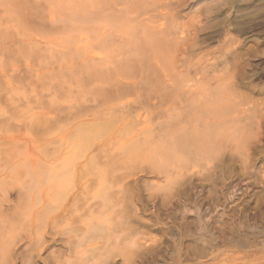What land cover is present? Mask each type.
<instances>
[{
  "label": "rangeland",
  "instance_id": "1",
  "mask_svg": "<svg viewBox=\"0 0 264 264\" xmlns=\"http://www.w3.org/2000/svg\"><path fill=\"white\" fill-rule=\"evenodd\" d=\"M5 1H7L8 3ZM15 1L16 0H0V4L2 5V6L0 5V12H1L0 18L3 17V20H0V22L2 21L3 23V25H0V33L2 32L4 33L0 35V38H4L3 40L0 39V67H1L0 68V81L1 82L3 81V84H4L3 85L0 82V111L3 114L2 115L0 113V187L3 186L2 189L0 188V227L2 228V231L5 229L2 232L0 228V236H1L0 237V252H2L0 253V264H30L32 256H34V260L37 262V263L35 262L34 264H264V0H161L163 1V3L160 0H158L160 3H156V0H155V4L161 7L160 10H158L159 12L156 13L157 15L156 17L159 18L161 22H165V21L168 22L170 19L167 20L168 18L166 17V15L168 17L169 16L172 17L171 15H173L174 12L176 13V15L175 14L174 15L177 17H174V16L173 17L176 18L175 22L177 23V26L179 27V29L177 30L179 31L180 40L183 37L184 42H181L180 44L179 42L180 40L178 39L179 40L177 43L179 44L178 46L177 44L173 45L174 43L165 42L164 44L165 48L168 44L173 45L171 46V48L174 47L171 50L167 46V48L165 49L166 54L160 53V51L164 52V49L156 48V46L158 45H155L156 42L154 41V39L142 40L141 43L139 42L140 44H142V42H145V44L146 43L150 44L151 41H153L154 43H151L152 44L151 48L147 46L148 47V48L146 47L147 49L145 48L144 44H143L144 46H141L140 44H137L138 42L137 43L134 42L133 44H131L130 42L129 44L131 45L132 50L135 51L138 58L140 57V60L138 61L139 63L141 62L140 64H142V61H144L143 63L150 61L149 63L148 62L147 63L151 65V68H153L155 66V64H153L154 60L155 61L159 60V58H162V60H164L163 63L165 61L167 62V60L168 62L169 61L171 62L169 63L167 62L166 64L165 63L159 64V66H158V63H162L161 62L162 60L161 61L159 60L158 62H156L155 67L158 66L160 69H162V71L159 70L158 67H157L158 69L156 68V70H153L150 67H147L149 66L147 63H146L147 65L146 64L140 65V64H137L136 62L131 67L126 65L127 67L125 68L121 63L120 64L117 63L118 67L121 68V69H118L121 71V74L116 71L115 72L116 74L114 75V77L122 81H124L125 79L127 80V78L129 77L130 79L128 78L127 81L136 80L140 84V82L144 83V81H146L145 75L147 74L148 76L146 77H149L147 80H149L150 77L151 78L153 77V80L150 79V82L154 81L155 84H157V86L160 83L161 84L163 83L162 85H159L160 89L162 87H165V88L164 90L162 88L163 90L162 92V90H159V87H156L155 84H154L155 86H153L152 83L154 82L149 84V81H147L143 85L140 84L141 85V86L139 85L140 88L138 86L136 91H130V92L124 93L122 95H119L113 98V100L112 99L105 100L99 95L103 89L105 88L107 89V87L111 88L113 86L110 79L99 77L98 80L95 79L96 81L94 80L90 81L89 76L85 75L86 74L84 72L85 70L82 69L84 66L82 65L84 62L82 60H84L86 56L84 54H87L86 52L90 54L89 52H94L98 49V45L96 41L93 39L92 30H93V27L94 26L96 27V25L99 23L95 21L96 23L94 22L95 24L93 23V25L83 24L82 28L86 27L85 30L84 28L82 29L81 26H79L82 24H78V26L74 28L73 32L66 33V31L64 30L66 29L65 27L66 22L62 21L61 19L68 17V15L71 12L79 8L81 9V6H83L84 3L87 5L92 4V6L90 5L91 7L89 6L90 7L89 8L88 6L84 5L85 9L82 8L81 10H85L86 12L95 13V15L97 16H103L105 15L104 12L106 13L108 11V10L106 11L105 10L106 8H103V7H109V5L111 4L109 2H112V5L117 3L116 5H114L116 9H124V8L127 9L129 5H131L130 8H132L135 5L137 6L138 2H139L138 6H140L139 4H146V1H149V0H126V1L125 0H109V2L106 0V2H108V3L104 2L106 4H103L102 2L103 0H101V2L99 0H93L94 2L92 0H83V1L78 0V1H81V3L76 0H75L76 2H74V0H65V1L64 0H59V1L53 0L55 1V4L52 0H49V1L48 0H21L26 3L21 2L23 3V5L21 3L17 4L18 6L21 7V8L18 7V9L17 7H15L17 6L15 4L20 1L18 0L17 2ZM87 1L90 4H88ZM113 1L116 3H113ZM151 1L153 3L154 0H150L149 1L150 3H147V4L150 5ZM3 3H5V6L3 5ZM10 3H11V7L15 5L14 8L11 9L8 6V4L10 5ZM45 3H47V5ZM57 3H59L58 5H61L62 3L61 5L62 8L61 6L58 8V6L56 5ZM161 3L162 5H160ZM27 4H29V6H27ZM75 4H76L75 6L76 8L73 7ZM101 5H103V7ZM126 5L128 6L126 7ZM6 6H8V8ZM55 6L57 8L54 9ZM68 7H69V11H68ZM5 8L7 9L5 10ZM52 9H54L55 11ZM57 9L58 10L61 9V11L63 10L64 12H66L65 10H67L68 14L63 13L64 14L63 15L61 12L57 11ZM24 10H26L25 14H24ZM17 11L22 12L23 14L21 13L18 14ZM27 11H30V12L32 11V12L29 14L27 13ZM53 12H55L57 16H55L56 15L55 13L53 16ZM38 13H40V15ZM45 13L46 15H48V17L45 16ZM16 14H18L17 17L15 16ZM160 14H162L161 16L163 17L159 16ZM12 15H14L16 21ZM25 15H26V18L29 17L28 20L25 19ZM58 15L61 17H59ZM5 16H7V18H10V19L12 18V19L10 20V19L4 18ZM49 18L54 20L53 23L50 21ZM163 18H166V20ZM8 20L15 22L14 23L15 26L10 25V23L12 22L9 23ZM4 21H6L7 24L8 23L9 24L6 25ZM42 21H44L45 23H43ZM107 21H110V20H107ZM107 21H100V23L107 24ZM55 22L57 23L54 25ZM111 22L112 23L109 22L107 26L109 25L108 26L109 28L111 26L109 31L113 32L115 35L119 33L121 34L122 32L120 31H122L124 28L129 29L131 27L130 25H124L122 20L120 21L112 20ZM20 23H23V24H20ZM25 23H27L25 25L26 27L23 28ZM18 24L21 25L22 27L20 26L17 29L16 26H18ZM43 24L44 25L46 24V25L44 26ZM112 24H115L119 27L117 26L112 27ZM41 25H42V28H41ZM56 25H58L57 27L59 26L61 27V30L57 31L58 32L57 36H55L56 30H52V29H55L54 26L56 27ZM86 25L87 26L89 25V27L87 28ZM120 25H122L121 30H120V27H121ZM2 26L3 28H1ZM5 26H8V27H5ZM90 27L92 29H90ZM115 27H116V30L114 29ZM6 28H8L9 30ZM30 28H31V31H30ZM32 28H35V30H33ZM44 29L45 31H48L49 29H50L49 31L51 30L52 31L42 32L44 31ZM117 30L119 31L115 32ZM26 31L27 32L29 31L28 34ZM33 31L35 32L37 31L36 32L37 34L34 33ZM38 31L42 33L38 35ZM180 31H182L183 33ZM76 32L77 33L81 32L80 33L81 35L82 33L83 35L85 33H86L85 35L90 34L88 35L89 36L88 38L89 39L92 38V39L89 40L87 38V43L88 42L90 43L86 44L85 47L80 48V45H83L82 43L84 41L79 42L80 34H77ZM47 33L48 35H51L52 33L53 34L52 38L51 37L48 38ZM59 33L61 34L62 37L60 36ZM11 34L12 36L15 35L16 37L13 36V39H9L12 37V36L10 37ZM72 34L75 35L74 36L75 39L69 38V36H71ZM76 34L79 36H76ZM131 35L133 38L134 37L133 34ZM58 36H60L59 38L62 40H60L59 38H57L58 39L57 40L56 37ZM138 36L139 35H137V37ZM44 37H47V38H44ZM16 40L17 42L18 41L19 42L16 43ZM33 40L36 41L37 43L33 42ZM12 41H14V43L16 44H14ZM44 41L46 44L44 43ZM50 41L51 43H49ZM60 42H62L61 45H58V43L60 44ZM161 42H164V41H159V44H161ZM78 43H79V46H77ZM85 43L86 42H84V44ZM32 44L33 45L36 44V47L34 46L32 47ZM63 44L64 45L66 44V45L64 46ZM42 45H45V46H42ZM51 45H53L52 47L54 48V50H52L53 48H51ZM62 45L64 47L68 46L69 47L68 49L72 48L71 49L72 51L75 47L73 51L74 53L69 51L67 47L66 48L62 47ZM94 45L95 46L97 45V47H95ZM134 45L135 46L137 45V48ZM162 45L163 44H161V47H163ZM1 46L2 47L5 46V47L2 48ZM30 46L34 48L33 49L34 53L37 51L38 53L34 54L32 53V51L30 52V50L28 49V47ZM87 46L89 47V49L92 48L96 50L92 51L90 49L89 51ZM8 47L10 48V50ZM31 47L30 49L32 50ZM39 47L41 48V50ZM175 47L178 48V50ZM78 48L82 51V53ZM44 49L47 52H44L45 51ZM59 49L60 50L65 49L67 53H63L64 50H61L59 53L56 52V50L59 51ZM135 49L137 51L144 49L143 50L144 52L142 50L137 52ZM151 49H153V51ZM18 50H20V52ZM149 50L151 53L156 52L155 54L157 53L159 54L156 56L154 53L153 55L150 53L151 55L150 56L151 58H150L149 56H147V51L149 52ZM77 51L80 53L78 54ZM142 52L144 54H142ZM40 53L43 56L42 55L40 56L39 55ZM50 53L52 55H50ZM55 53H57L58 57ZM60 53L61 55L63 54L64 56L59 57ZM71 53L75 54V55L72 54L75 58L74 57L72 58V55H70ZM8 54H11V55H8ZM65 54H68L69 56L67 57ZM44 55H46L45 56L47 57L46 60H48L49 62L48 61L46 62V60H44L45 59ZM54 55L56 57L53 58L52 56ZM78 55H82V56L84 55V57L81 56L79 58L77 57ZM140 55L143 57L141 58ZM144 55H145V58L148 57L149 60L146 58L147 59L146 61V59L144 58ZM7 56H11L13 60L9 59V57ZM153 56L156 57V59ZM167 56L169 57L170 60L168 59ZM58 58L59 60H57ZM76 58L78 60H74ZM171 58L175 60L173 61L175 62L174 64H171L173 63L172 62L173 59L171 60ZM70 59H73V60L71 61ZM5 60L7 62L11 60L10 61L11 64H9L10 62L6 63ZM64 60H66L70 64L65 62ZM81 61H82V64H81ZM65 63H67L68 66L64 65ZM39 64L41 67L39 66ZM170 64L171 66L172 65L173 66L171 67ZM71 65L72 66L74 65L73 66L74 68L77 65H80L82 66V68H80V66L79 67L77 66L76 72L78 71L77 70L78 68L80 69L78 73H76L74 69L72 71L73 67L71 68L70 67ZM138 66L143 67L144 70L141 69V67L139 68ZM176 66H178L179 68H177ZM53 67L54 69H52ZM55 67L57 70L61 71L59 72L60 74H58V71L55 69ZM136 67H138L139 69L135 70ZM169 67H171L170 70H173L172 72H175V73L172 74V72L168 70ZM122 68H124V70H122ZM128 68L129 70L131 68H134V69H131L129 71ZM148 68L151 69V72L149 71L150 69L148 70ZM126 69L127 71H125ZM157 70H159L158 73H157ZM62 71L63 73L65 72L64 73L65 75L63 76H62ZM66 71L68 72L66 73ZM176 71H178V73L182 72L183 75L179 77L176 74L177 73ZM15 72H18V73H15ZM31 72L35 73V75L36 74L38 75L36 79L34 76H31L32 75ZM56 72L57 74L53 75V73H56ZM140 72H143L144 75ZM24 73L28 74L27 75L28 78ZM69 73H71L72 75ZM150 73L151 74L153 73L154 75L152 74L153 75L152 76ZM164 73L166 76L164 75ZM186 73L187 74L190 73L188 74L189 77L187 76ZM126 74H127V77H125ZM141 74L143 75V77ZM156 74H158V76H156ZM159 74L162 75V78L159 76ZM169 74L173 76L175 75V77L177 76V80L182 79L183 81V83L181 81L182 85L180 82H178L180 80L176 81V79H174V81L172 82L173 78L175 77H171V75ZM191 74L193 75V77ZM13 76L14 77L17 76V77L12 79V82L9 83V81H11V79L9 80V78L11 77L13 78ZM73 77L77 78L78 80ZM136 77L137 79L139 78V80L135 79ZM157 77H159L160 79ZM169 77L172 78V80H170ZM186 77H188L189 79ZM20 78L21 79L23 78L24 81L23 80L21 81ZM83 78H84L85 83H83ZM164 78H166L167 82L164 81ZM18 79H20L21 82H19ZM67 79L69 80L68 84H67L68 82ZM74 79L77 81L76 84L74 83L75 81L73 82ZM81 79H82V83L80 82ZM85 79H88V81H86ZM161 79H162V82H159V84L156 83L159 80L161 81ZM40 80L41 81L44 80L42 81V83L45 82L47 84V87L44 86V84L42 83H40L41 86L39 83H38L39 86H37L38 84L36 82L38 81L41 82ZM104 80H107V82L106 81L104 82ZM185 80L186 81L189 80L188 83ZM13 81H15V83ZM46 81H49V82H46ZM70 81L73 83H70ZM16 82H19V83L16 84ZM86 82H89L91 84L86 83ZM94 82H96V84H94ZM109 82L111 83L110 84L111 87L108 85ZM169 82H171L172 84ZM98 83L103 85L102 87L104 88H102L101 85L99 86ZM176 83H178L177 87L178 86L181 87L178 90L176 87ZM189 83L191 84V86L189 85ZM70 84H72V86H74L75 88L68 87L70 86ZM186 84L188 85L186 86ZM105 85L107 86L105 87ZM167 85L168 87L171 86V88L173 87V85L175 87H173L171 90L170 88L167 87ZM183 85H185L186 88L185 86L183 87ZM14 86H15V90H13L12 88ZM9 87H11L10 89L11 92L10 90H8ZM99 87H100V90L98 92ZM30 88L34 89L33 93L38 94V95H32L33 94L32 92L30 94L29 93L30 91H28V90H31ZM156 88H158V90ZM166 88L170 89V91L166 90ZM183 88L184 90L185 89H189V90L184 91ZM174 89H176V91ZM18 90H22V93L26 95H22V93L18 92ZM157 91H160L161 94L162 93L164 94L165 92V94L164 95L162 94L163 96H161L160 93L159 94L157 93ZM172 91L175 92L176 96L174 95V93L172 94ZM95 92H97V94ZM84 93L86 94V96ZM155 93H157L159 96L156 94V96H158L156 97ZM166 93H168L167 94L168 96L166 95ZM190 93H194V94H190ZM211 94H213V96ZM55 95H57L58 97ZM63 95L65 97H63ZM177 95L179 97H177ZM38 96H41L42 99L40 97L38 98ZM48 96L53 99H50V98L48 99ZM83 96L84 98L82 99L81 97ZM98 96L100 97L97 98ZM142 96H144L145 98L148 97L147 100L149 99V101H146V99H144L145 101H143ZM33 97L35 98L37 97V98L34 100L32 99ZM149 97H151L152 100H150L151 98ZM200 97L204 98V100L201 99ZM164 98L166 100H164ZM199 98L201 99V101ZM205 98L207 100H205ZM58 99H59V102H58ZM63 99L65 100L63 101ZM92 99H95L94 101H96L97 99H100V101L97 100L98 102L96 101L97 103H95ZM13 100L16 104L13 102ZM41 100L42 101L47 100L51 102H53L54 100L55 101L54 103H51V102L48 103L47 101H45L46 103L43 102L41 104L40 103L42 102ZM89 100L90 101L92 100L91 103L94 102L91 105H94V106L98 105L100 107V108L98 107L96 108V106L94 107L96 109H94L93 112H95L96 114H98L99 111H105V112H110V111L112 112V110L118 111L119 109L123 108L124 106H128L129 104L136 105V102H138L137 104H139L138 107L140 106L141 108H142L141 105L144 104L143 102L145 103L147 102L146 105L149 103H152V104H150L151 108H150V105H147L149 106L147 108V106L144 104L147 108L145 109L146 111L144 110L145 108L144 105L142 108L143 110L140 108L141 114H142L141 118L142 119L144 118V119L141 124L134 126L136 129L133 127L135 129V132L133 131L134 129H132V127H130L131 129L129 128V125L125 127L122 125L125 128V130L124 129L123 131L121 130L120 133L122 132L123 134L122 133L120 134L119 130L122 124L121 121L118 122V121L113 120V124L116 122L114 124L115 126L112 124H109L108 129L110 127L111 128L115 127L116 129L113 128L114 130L113 131L110 128L109 130L111 131H109L108 129L106 130V126H105L106 124L103 123L102 125L100 121H99V124L102 125V127L100 125L96 126L99 129H95V126H91L93 125L92 123L93 121H95L94 122L95 124L96 123L98 124V122L96 121L98 119L101 120V118H96L95 120L91 121V124L89 123L90 124V127H89V124L82 122V118H84L83 116H80L79 118H77L78 116H76V118L73 117L72 112H74V110L76 111V109L83 106V104L85 105V102L87 104H90ZM101 100H103V102H101ZM10 102L13 105H11ZM17 102L19 103L20 107L17 105ZM141 102L142 104H140ZM105 103L107 104L105 105ZM156 103L159 104L158 107H155L157 105ZM8 104L11 105L10 106L11 108L9 107ZM27 104L32 105L31 108H29L30 111L28 110V107H26V106L30 107V105H27ZM153 104H155V106L152 108ZM12 106L13 107L18 106L19 108L18 109L16 107L13 108ZM21 106L23 108H21ZM68 106H70L69 109L67 108L70 111V113L65 114L66 111L63 109ZM72 106H74L76 109L73 110L72 108L74 107ZM32 107L34 110L32 109ZM7 108L8 109L10 108V110H8ZM110 108L112 109L110 110ZM149 108L151 110L147 111L149 110ZM15 110H17L16 111L17 113H15ZM62 110L65 112H62ZM71 110L73 111L71 112ZM27 111L29 112L27 113ZM157 112L159 114H157L156 117L153 116ZM191 113H193V115ZM33 115H35V117ZM150 115L152 116L150 117ZM163 115L165 116V118ZM212 115L214 117H212ZM71 116L74 119L71 118ZM167 116H171V117L173 116L175 118V121L173 117H172L173 118L172 120L170 119V117H167ZM28 117L30 118V120H27ZM32 117H34L35 119L32 120ZM199 117H201L202 119ZM206 117L207 118L209 117L210 119L209 118L207 119ZM18 118H21V119L18 120ZM57 118L58 120H56ZM168 118L172 120L171 121L172 123L173 122L174 123L169 124ZM176 118H179L180 122H179V119H176ZM187 118L192 121V124H191V121H189ZM166 119H168V123ZM73 120H74V123H73ZM186 120H188L190 123ZM203 120L205 121V123ZM37 122H39V124ZM76 122H78V124ZM81 122L83 124H79ZM158 122L161 123L160 124L161 126L157 124ZM164 122H166L165 125L168 124L172 126H168L169 128H167L164 125ZM176 122L177 124H175ZM15 124L17 125L15 126ZM185 124H186V127H188V129L186 127L185 129L187 131L189 130L188 131L189 136L190 135L192 136L193 132H194L193 135H196V136L200 135V133L203 134L205 132V134H203V137L205 138V136L209 135L206 137L207 140L204 141L206 138L204 139L202 135H200L203 138V139H200L201 137L198 136V139H199L198 142H200L201 145L199 143H198L199 145H197V143L195 144L194 142V139H196L195 136L194 138L192 137V139H190L191 137H188L186 135L187 131L185 133V130H184ZM208 124H210V126L211 125L213 126L216 125V126H214V128H212L213 127L212 126L211 127L212 129H211L210 127L208 128ZM39 125L40 127H38ZM63 125H65L66 127ZM139 125L141 128L142 127L147 128V130L144 131V134L138 130L140 128ZM156 125H158L160 128H158V126ZM162 125H164L165 127ZM178 125L179 127L181 128L183 127V128L181 129L179 127H176ZM104 126L105 128L102 129ZM92 127H94V130L96 132H94ZM127 127L129 129H126ZM200 127L204 129H200ZM84 128H88V129L91 128L90 129L91 132L90 130H88L89 131L88 133V131L86 129L84 130ZM152 128H153L154 134L156 132V129L158 131L160 130L158 133H161V136L165 132H167L165 133L166 137L167 135L172 134V133L173 135L176 134L174 136L172 135L173 137L172 136L168 137L174 140L175 138H177L176 136H178V134L181 135L183 131H184V135L182 134L183 135L181 136L182 139L180 138V136L178 137V139H181V141L176 139L177 142L179 141V144L175 142L176 140L175 141L172 140L176 144L171 145L173 143L172 141H171L172 142L171 144H168L169 143L168 138L167 140L166 138H164V136H162L164 139L161 140L160 134L156 133L158 135L157 136L158 139L156 138V141L159 140L161 142L157 141L158 143L157 142L154 143L155 139H153L154 140L153 143L156 145L159 144L157 146L161 149V151H159L160 150L159 148H157L156 150L154 147L156 145H151L152 142L151 143L147 142V144L146 142L140 143L142 146L138 144L139 141L143 140V136H141L142 134L146 136L148 134L147 137L149 138L148 130L149 129L152 130ZM174 129H177V130L179 129V131L174 130ZM213 129H216V130H213ZM70 130H73L75 132L74 133L72 132V134L69 135L68 133ZM82 130H84V132H82ZM115 130H118V132H115ZM190 130L191 132L193 131L192 134L190 133ZM161 131H164V132L162 133ZM136 132L139 133L138 134L139 136L138 135L136 136V134L134 136H131L133 135L132 133H136ZM111 133L113 134L111 135ZM128 133H131V135ZM85 134L86 135L88 134V135L86 136ZM62 135H64L63 136L64 138L59 140L60 138H62ZM113 135L115 137V140H113L114 139ZM210 135H212V137L213 135L218 136V138L213 137L214 138L213 139ZM125 136H126V139H125ZM111 137L113 139H111ZM131 137L133 138L135 137V139L133 140V138ZM138 137H141V138L138 139ZM186 137H188L187 138L188 141L191 140V142L190 141L188 142ZM183 138H185L187 142L185 143L186 146L188 144H191V146L197 145V147L200 146L199 147L200 150L198 151V149L195 147L188 148V146L190 145H188L186 148V146L183 145L185 142ZM121 139L123 140L121 141ZM99 140L101 141L103 140V141L101 142ZM124 140H126V142L127 141L130 142V143H127L129 144L128 145L129 147L127 146L126 148V142ZM165 140L168 141L166 143L168 144L166 145L167 148L165 146V143L162 142ZM202 140L205 143H203ZM25 141L26 142L29 141V142L24 143ZM195 141L197 142V140ZM207 142L209 143V145L207 144ZM93 143H95L96 145ZM24 144H26L27 146ZM114 144L116 147L112 146ZM162 144H164L163 146H165V147H162L163 149L160 147V145ZM204 145H207V146H204ZM96 146H97V149H96ZM148 146H150V148H148ZM171 147L172 148L175 147L179 150H176L175 148L172 149ZM88 148L91 150L89 151ZM102 148L103 149L105 148V149L103 150ZM151 148H153V150H151ZM168 148H169V151L173 150L172 151L173 153L171 151L169 152ZM186 149L188 152L186 151ZM201 149H202V152H201ZM27 150L29 152H27ZM95 150H97L98 152ZM135 150L138 151V154L139 153L141 154L138 155L137 152H136L137 155L134 154ZM165 150L167 152H165ZM190 150L192 151V154ZM101 151L105 154L101 155L102 154ZM119 151L122 152L123 154L119 153ZM129 151L131 152V154L128 153ZM177 151L178 153H176ZM193 151H197L198 153H193ZM65 152H67L66 154L71 155L69 156L70 157L69 159H67L68 155L64 154ZM115 152H117V154ZM183 152L184 154H182ZM25 153L26 155L28 154V156H26ZM29 153L31 154V156ZM107 153L108 154L110 153L111 156L108 157ZM48 154L51 156H49ZM104 155L108 158H106ZM25 156H26V159L19 160L20 158H23V157L25 158ZM59 156H61L64 159V160L62 159V162H60L59 164V168L61 169L64 167L66 168V169L64 168V170L62 169L63 171L57 168L58 163L53 162L52 164L48 162L50 160H55L56 162L57 160L56 157H59ZM187 156H190V157H187ZM37 157L40 159L44 158L46 160V163L41 164L42 166L40 165V169L38 170V173L40 172L39 177H35L33 180H29L28 177L26 176L24 177L22 176L18 178L14 174H12L13 166L20 167V168L21 167L23 168L24 166L25 168V165L27 166V164L30 163V160L36 159ZM111 157H113L114 159L113 158L111 159ZM115 157H118L117 159L119 160V162L116 165L114 164V161L116 160ZM27 158L29 161H26ZM133 158L136 160H133ZM91 159L93 160V162L91 161ZM94 159L98 163H96ZM109 159H111V161ZM112 161L113 163L111 164L110 162ZM136 161L138 162V164ZM116 162L117 160L115 161V163ZM147 162H149L150 164ZM155 162H158V163L155 164ZM181 162L183 163L185 162V163L182 164ZM187 162L189 163L186 164ZM18 164H20L21 166ZM22 164L24 165L22 166ZM73 164L77 166L84 165V172L81 177H78L80 171L75 172ZM113 164L118 167H115ZM53 165L55 166L57 165V166L55 167ZM87 165L88 166L91 165L90 166L91 168L87 169L88 168L86 167ZM94 165H97V166H94ZM151 165L153 166L151 167ZM165 165L166 166L168 165V166L165 167ZM183 165H184L183 167L184 169L182 168ZM98 166L100 168H97ZM157 167L159 169H157ZM117 169L119 171H116ZM150 169H153L154 171L152 170L151 172ZM181 169L183 170L181 171ZM47 170H51V172ZM92 170H95V171L98 170V172L94 174L95 171L92 172ZM177 170L178 172L175 173ZM57 171L59 172L61 171L59 178L58 177L56 178H57V181L61 180L60 183L62 184H60L59 182H56L55 181L56 178L54 179V176L57 175ZM70 171L71 173L68 174V172ZM168 172H172V173L174 172L172 174L173 176L171 175V173H168ZM49 173L52 174V176L53 175L54 176L52 177ZM66 173L68 174V177L66 176L67 175ZM112 174H113V177L111 176ZM115 174L117 175L116 177L114 176ZM120 176H123V178H121ZM84 177H86L89 181H87V179ZM167 178L169 179L171 178V180H167ZM177 178L180 180V182H178L179 180ZM181 178L183 179L181 180ZM92 179H94V182L92 183L93 185L89 184L88 186L83 187L84 183L90 182L92 181ZM172 179L173 180L175 179L176 181H173ZM96 180L98 182H96ZM108 180L110 183L107 182ZM111 180L114 181L113 184L111 183L112 182ZM7 181L9 182L12 181L10 182V184L13 185L12 187H14L13 188L14 190L8 191L7 193L8 197L6 198L4 196V193H2L1 191L4 188V183H6ZM104 181L106 183V184L104 183L105 185L103 183L102 185L99 184ZM110 184L114 186L112 187ZM27 186L30 188V191L27 190L29 189ZM156 186L158 187L156 188ZM81 188H84L83 190L85 191L86 195L91 198L89 199L87 196L84 198L83 196V198L80 201L83 204H81V208L79 210H76V203H75V205H73L74 207L72 208V211L68 213L69 216L66 215L67 214L66 213L65 214L66 217H64V219H61L59 220V222L54 223L52 219L54 217L53 215L55 213L60 214L63 210L61 209L63 208L62 205H64L65 203L67 205L66 201L71 197V195H73V191L75 193L77 190ZM90 188L92 189L94 188V189L91 190ZM95 188H97V190ZM155 188L158 190H155ZM108 189L115 191V192L119 191L118 194L116 195H118V199L120 198V201H118L117 198H114L115 201L116 200L117 201L115 202L113 200L114 202L109 204V203H106L105 200L107 199H104L103 196L100 197L101 202L99 201L100 200L99 197H98L99 200L95 199V197H97L95 195L98 193V191L103 192ZM160 189L162 190L160 191ZM89 190L91 191L89 192ZM95 190L97 193L92 194L91 192H95ZM121 190L123 192V195L126 196V197L125 196L122 197L123 199L119 196V194L121 193L120 192ZM22 191L23 192L28 191L27 193H29V195H27V193L25 195L24 193H22ZM18 192L21 193L20 197L16 196ZM89 194H92V195H89ZM64 198H65V201H64ZM94 199L98 201V204H96V201ZM78 204L80 205V203ZM87 204L89 205V207ZM70 205H72L71 202H70ZM105 205H108V206H105ZM94 206H96V208L98 209L95 213H93L94 212L93 210H95ZM98 206L101 209H99ZM93 207L94 209H92ZM105 208L106 209L108 208V209L105 210ZM63 213L64 212H62L61 214ZM73 227L76 228V230L74 231L71 230L73 229ZM54 230L55 232H57L56 234L57 237L64 238L62 242L60 241L57 244H51L52 242L50 241V235H51V232ZM69 230L71 231L70 233H68V235L70 236L71 240H73V243H72L73 245H71L72 247L71 250L69 248L70 247L69 244L67 246V242H65V239L69 238L68 235L62 234V232H67ZM13 231H15V233ZM75 233H78L79 242L78 241L76 242L75 240L76 239V236L74 235ZM37 234L39 235L41 234L42 236L41 235L39 236ZM41 238L43 239L45 238L44 240H47V241H43V239ZM37 239H39L40 241ZM10 241H12L13 243ZM30 241H31V244H30ZM8 243L9 245H7ZM33 243H35V246L32 245ZM10 245L12 248L15 247L14 249L16 250L19 248L18 250L21 252V255L19 257H22V256L24 257H22L21 259L18 258L10 262L7 256V252L4 253V251L7 248L9 249ZM40 248H43V249L39 251ZM60 251H61V256H58V253ZM36 253H38L40 257L37 256Z\"/></svg>",
  "mask_w": 264,
  "mask_h": 264
},
{
  "label": "bare ground",
  "instance_id": "2",
  "mask_svg": "<svg viewBox=\"0 0 264 264\" xmlns=\"http://www.w3.org/2000/svg\"><path fill=\"white\" fill-rule=\"evenodd\" d=\"M18 1H20V2L16 3L15 5H17V4L21 3V2L26 3V2L21 1V0H18ZM48 1H49V0H48ZM52 1H53V0H52ZM58 1H59V0H58ZM64 1H65V0H64ZM76 1H78V0H76ZM76 1L74 0V2H76ZM81 1H83V0H81ZM81 1H78V2L81 3ZM92 1H93V0H92ZM99 1L101 2V0H99ZM107 1L109 2V0H107ZM125 1H126V0H125ZM149 1H150V0H149ZM149 1H146V4H139L140 6H138V3H139V2H138V3H137V6H136V5H135V6L132 5V6H134V7H132V8H130L131 5H129V7H128L127 9H125V8H124V9H116L114 5H116L117 3L113 1V3H116V4H113V5H112V2H109V3H111V4H110L111 6L109 5V7H103V5H101L103 8H106V9H105L106 11L108 10L106 13L104 12L105 15H103V13H102L103 16H97V15H95V13L86 12L85 10H81L82 8L85 7L84 5H86V6H88V7H89L90 5L92 6V4H90V3L87 1L88 4H90V5H87V4L84 3V5L81 6V9L79 8V7H80V6H79V7H78L79 9H77V10L71 12V13L68 15V17L64 16V17H66V18L63 17L64 19H61L62 21L66 22V26H65V27H66L67 30L64 29V30L66 31V33L73 32V31H74V28H75L76 26H78V24H82V25H79V26H81V28H82L83 24H89V25L92 24V25H93V23H94L95 21L99 23V24L96 25V27L94 26V27H93V30H92V32H93V33H92V35H93V39L96 41V43H97V45H98V49L96 50V49H92V48H90L92 51H94V50H96V51H94V52H89L90 54H88V52H86L87 54H84V55H86V56H85L84 60H82V61H84L83 64H82V61H81V64L84 65L83 68H82V66H80V65H77V66H78V67L80 66V68H82V69L85 70V71H84V70H82V71H84V72L86 73L85 75H88V76H89V80H90V81H92V80L96 81L95 79L98 80L99 77H101V78H105V79H107V78L110 79V81H111V83L113 84V86L111 87V86H110L111 83L109 82L108 85H109L111 88L107 87V89H106V88L103 89L102 92L100 91L101 93L99 94V95H100L103 99H105V100H106V99H112V100H113V98H115V97H117V96H119V95H122V94H124V93L130 92V91H136L137 88H138V86H139L140 84L143 85V84H145L147 81H149V84L152 83V82H154V81H151V82H150V79L153 80V77H152V78L150 77V79L147 80L149 77H146V76H148L146 73H145V74H146V75H145V79H146V81H144V83H143V82H140V84H139L138 81H136V80H132V79H131L132 81H127L129 77L127 78V80H126V79H125V80L123 79L124 81H122V80H118V79H116V77H114V75L116 74V73H115L116 71L119 72V73L121 74V71L118 70V69H121V68L118 67L117 63H118V64L121 63V64L124 66V68L127 67V66H130V67H131V66H132L134 63H136V62H137V64H140V63H141V62H140V63L138 62V61L140 60V57L138 58V57H137V54L135 53V51L132 50L131 45L129 44L130 42H131V44H133L134 42H136V43L138 42L137 44H140L142 40H152V39H154V41L156 42L155 45H158V46L160 45L159 47L156 46V48H163V49H164V52H161V51H160V53H161V54H163V53L166 54V52H165L166 50H165V49L167 48V46L169 47V49L172 50L174 47L171 48V46L177 44L178 41L180 40V37H179V31L177 30V29H179V27L177 26V23L175 22V19H176V18H174V17H177V16H175L176 13L174 12L173 15H171L172 17H170V16L168 17V16L166 15V17L168 18L167 20L170 19L168 22H166V21H165V22H161L160 19L156 17V16H157L156 13L159 12L158 10H160L161 7H159L158 5L155 4V0L153 1V3H152V1H151V4L148 5L147 3H150ZM160 1H161V0H160ZM5 2H7V1H5ZM15 2H17V0H16ZM15 2H14V3H15ZM53 2H54V4H55V1H53ZM62 2H63V1H62ZM67 2H68V1H67ZM78 2H77V3H78ZM93 2H94V1H93ZM102 2H103V4L108 3V2H106V0H105V1L103 0ZM104 2H106V3H104ZM122 2H123V1H122ZM122 2H121V3H122ZM134 2H135V1H134ZM161 2L163 3V1H161ZM1 3H2V2H1ZM7 3H8V2H7ZM23 3H21V4L23 5ZM28 3H29V2H28ZM65 3H66V2H65ZM77 3H76V4H77ZM91 3H92V2H91ZM95 3H96V2H95ZM156 3H160V2H159L158 0H156ZM162 3H161L160 5H162ZM29 4H30V3H29ZM29 4H27V6H29ZM31 4H32V3H31ZM41 4H42V3H41ZM45 4L47 5V3H45ZM58 4H59V3H57L56 5H57L58 8H59V7L62 5V3H61V5H58ZM63 4H64V3H63ZM66 4H67V3H66ZM68 4H69V3H68ZM76 4H75L73 7H75ZM126 4H127V3H126ZM0 5H1V4H0ZM3 5L5 6V3H3ZM13 5H14V4H13ZM13 5H12V6H13ZM15 5H14V6H15ZM36 5H37V4H36ZM72 5H73V4H72ZM107 5H108V4H107ZM1 6H2V5H1ZM8 6H9L11 9L14 8V6L11 7V3H10V5L8 4ZM8 6H6V7L8 8ZM30 6H31V5H30ZM42 6H43V5H42ZM42 6H41V7H42ZM50 6H51V5H50ZM65 6H66V5H65ZM91 6H90V7H91ZM101 6H100V7H101ZM127 6H128V5H126V7H127ZM15 7H17V9H18V7L21 8V7L18 6V5L15 6ZM25 7H26V6H25ZM31 7H32V6H31ZM34 7H35V6H34ZM37 7H39V6H37ZM37 7H36V8H37ZM63 7H64V6H63ZM90 7H89V8H90ZM100 7H99V8H100ZM123 7H124V6H123ZM7 8H5V10H6ZM43 8H44V7H43ZM43 8H42V10H43ZM48 8H49V7H48ZM55 8H57V7L55 6L54 9H55ZM61 8H62V6H61ZM64 8H65V7H64ZM66 8H67V7H66ZM75 8H76V7H75ZM129 8H130V9H129ZM15 9H16V8H15ZM24 9H25V8H24ZM49 9H50V8H49ZM54 9H52V10H54ZM84 9H85V8H84ZM86 9H87V8H86ZM27 10H28V9H27ZM29 10H30V9H29ZM50 10H51V9H50ZM13 11H15V10H13ZM54 11H55V10H54ZM57 11L61 12L62 14H63V13H67V14H68L67 10H65L66 12H64V11L62 10V11H63V12H62L61 9H60V10L57 9ZM57 11H56V12H57ZM68 11H69V7H68ZM102 11H103V10H102ZM25 12H26V10H24V14H25ZM31 12H32V11H31ZM31 12H30V11H27V13H29V14H30ZM36 12H37V11H36ZM0 13H1V12H0ZM17 13H18V14H19V13L23 14L22 12H18V11H17ZM27 13H26V14H27ZM46 13H48V12H46ZM46 13H45V16L48 17V15H46ZM49 13H50V11H49ZM54 13H55V12H53V16H54ZM57 13H58V12H57ZM18 14H16L15 16L17 17ZM21 14H20V15H21ZM38 14L40 15V13H38ZM55 14H56V13H55ZM59 14H60V13H59ZM171 14H172V13H171ZM174 14H175V15H174ZM5 15H6V14H5ZM8 15H9V13H8ZM31 15H32V14H31ZM43 15H44V14H43ZM50 15H51V14H50ZM50 15H49V17H50ZM63 15H64V14H63ZM63 15H62V16H63ZM161 15H162V14H160L159 16H161ZM164 15H165V14H164ZM1 16H3V15H1ZM12 16H13V18L15 19L14 15H12ZM55 16H57V14H56ZM58 16H59V15H58ZM173 16H174V17H173ZM9 17H10V15H9ZM20 17H21V16H20ZM59 17H61V16H59ZM161 17H163V16H161ZM4 18H7V16H5ZM28 18H29V17H28ZM28 18H26V15H25V19L28 20ZM171 18H172V19H171ZM7 19H10V18H7ZM11 19H12V18H11ZM11 19H10V20H11ZM18 19H19V18H18ZM18 19H17V20H18ZM21 19H22V18H21ZM49 19H50V21L53 23L54 20L51 19V18H49ZM163 19L166 20V18H163ZM0 20H3V17L0 18ZM19 20H20V19H19ZM27 20H26V21H27ZM107 20H110V21H107ZM112 20H115V21H116V20H119V21L122 20L123 23H124V25H130L131 27L129 26V27H130L129 29L124 28L122 31H120V32H122L121 34L119 33V34H116V35H115L113 32H110V31H109V29L111 28V26H110V28L108 27L109 25L107 26V24H109V22L112 23V22H111ZM8 21H9V20H8ZM15 21H16V19H15ZM36 21H37V20H36ZM45 21H46V20H45ZM55 21H56V20H55ZM100 21H107V24L105 23V24H106V25H105L104 23H100ZM4 22L6 23V25H8L10 22H12V23H10V25H14V26H15V24H14L15 22H13V21H9L8 24H7L6 21H4ZM24 22H25V21H24ZM27 22H28V21H27ZM42 22L45 23L44 21H42ZM96 22H95V23H96ZM1 23H2V21L0 22V25H3V23H2V24H1ZM17 23H19V22H17ZM30 23H32V22H30ZM37 23H38V22H37ZM56 23H57V22H55L54 25H55ZM58 23H59V22H58ZM95 23H94V24H95ZM114 23H115V22H114ZM121 23H122V22H121ZM123 23H122V24H123ZM165 23H167V24H165ZM20 24H23V23H20ZM26 24H27V23L24 24L23 28L26 27V26H25ZM115 24H116V23H115ZM115 24H112V27H113V26H117V25H115ZM37 25H38V24H37ZM43 25H44V24H43ZM45 25H46V24H45ZM45 25H44V26H45ZM49 25H50V24H49ZM89 25H88V26L86 25L87 28L89 27ZM118 25H119V24H118ZM20 26H21V25L18 24V26H16L17 29H18ZM39 26H40V25H39ZM47 26H48V25H47ZM50 26H51V25H50ZM57 26H58V25H56V27L54 26L55 29H52V30H56V31H55V33H56L55 36H57V33H58L57 31L61 30V27H60V26L57 27ZM97 26H98V27H97ZM120 26H121V27H120V30H121V29H122V25H120ZM5 27H8V26H5ZM21 27H22V26H21ZM63 27H64V26H63ZM63 27H62V28H63ZM65 27H64V28H65ZM117 27H119V26H117ZM1 28H3V26H2ZM9 28H10V27H9ZM11 28H12V27H11ZM14 28H15V27H14ZM14 28H13V29H14ZM41 28H42V25H41ZM41 28H39V29H41ZM50 28H51V27H50ZM83 28H84V30H85L86 27H83ZM83 28H82V29H83ZM95 28H96V29H95ZM97 28H98V29H97ZM127 28H128V27H127ZM6 29H8V28H6ZM13 29H12V30H13ZM25 29H26V28H25ZM32 29L35 30V28H32ZM36 29H37V28H36ZM39 29H38V30H39ZM47 29H48V27H47ZM57 29H58V30H57ZM82 29H81V30H82ZM90 29H92V28L90 27ZM114 29L116 30V27H115ZM8 30H9V29H8ZM10 30H11V29H10ZM26 30H27V29H26ZM41 30H43V29H41ZM49 30H50V29H49ZM49 30H48V31H45V29H44V31H42V32H51V31H52V30H51V31H49ZM62 30H63V29H62ZM97 30H98V31H97ZM30 31H31V28H30ZM86 31H87V30H86ZM118 31H119V30H117V31H115V32H118ZM18 32H19V31H18ZM26 32H27V31H26ZM28 32H29V31H28ZM28 32H27V34H28ZM33 32L36 33L37 31H36V32L33 31ZM42 32L38 31V35H39L40 33H42ZM81 32H83V31H81ZM81 32H79V33L76 32V33H77V34H80ZM90 32H91V31H90ZM180 32H182V31H180ZM262 32H263V31H262ZM23 33H24V32H23ZM53 33H54V32H53ZM182 33H183V32H182ZM1 34H4V33L2 32V33H0V35H1ZM36 34H37V33H36ZM59 34H60V33H59ZM63 34H64V33H63ZM63 34H62V35H63ZM77 34H76V36H79V35H77ZM85 34H86V33H85ZM85 34H84V35H83V33H82V35L80 34L79 42H80V41H82V42H83V41L86 42L85 44H84V42H83V43H82L83 45H80V48H83V47L86 46V44L90 43V42L87 43V38L89 37L88 35H90V34H88V35H85ZM131 34H133V36H134L135 38H134V37L132 38V35H131ZM47 35H48V33H47ZM52 35H53V34L51 33V35H48L47 37H48V38H50V37L52 38ZM137 35H139L138 37H140V38H138ZM11 36H12V34L10 35V37H11ZM13 36H15V35H13ZM13 36H12L11 38H9V39H13ZM60 36H61V34H60ZM60 36L56 37V39L59 38ZM64 36H65V35H64ZM68 36H69V35H68ZM74 36H75V35L72 34L71 36H69V38H71V39H75ZM115 36H116L117 38H116ZM8 37H9V36H8ZM8 37H7V38H8ZM15 37H16V36H15ZM22 37H23V35H22ZM26 37H27V36H26ZM47 37H44V38H47ZM61 37H62V36H61ZM127 37H128V38H127ZM129 37H130V38H129ZM38 38H39V36H38ZM182 38H183V37H182ZM182 38H181V40H183V41L180 40V41H179L180 44H181V42H184V38H183V39H182ZM0 39L3 40L4 38H0ZM30 39H31V38H30ZM53 39H54V38H53ZM59 39H60V38H59ZM67 39H68V38H67ZM67 39H66V41H67ZM71 39H69V40H71ZM88 39H89V38H88ZM91 39H92V38H91ZM91 39H89V40H91ZM178 39H179V40H178ZM22 40H23V39H22ZM35 40H36V39H35ZM48 40H49V39H48ZM57 40H58V39H57ZM60 40H62V39H60ZM89 40H88V41H89ZM157 40H159V41H164V42H161V44H163V45H162L163 47H161V44H159V41H157ZM4 41H6V40H4ZM23 41H24V40H23ZM28 41H30V40H28ZM12 42L14 43V41H12ZM18 42H19V41H18ZM18 42H17V40H16V43H18ZM33 42H36V41L33 40ZM62 42H63V41H62ZM62 42H60V44L58 43V45H61ZM139 42H140V43H139ZM147 42H148V41H147ZM157 42H158V43H157ZM165 42H170V43H174V44H173V45H172V44H171V45L168 44V45L166 46V48H165V47H164V46H165V45H164ZM16 43H14V44H16ZM36 43H37V42H36ZM39 43H40V42H39ZM39 43H38V45H39ZM44 43H45V41H44ZM49 43H51V41H50ZM55 43H56V42H55ZM92 43H93V42H92ZM151 43H154V42L151 41ZM151 43H150V44H151ZM21 44H22V43H21ZM45 44H46V43H45ZM56 44H57V43H56ZM56 44H55V46H56ZM66 44H68V43H66ZM66 44H65V45H66ZM143 44L145 45V48H146L147 46H149V47L151 48V46H152V44L150 45L149 43H146V44H148V45H146L145 42H142V44H140V45H141V46H144ZM166 44H167V43H166ZM8 45H9V44H8ZM27 45H28V44H27ZM53 45H54V43H53ZM53 45H51V48H53V47H52ZM63 45H64V44H63ZM63 45H62V47L65 46V45H64V46H63ZM70 45H71V44H70ZM97 45H96V46L94 45V46L97 47ZM153 45H154V44H153ZM155 45H154V46H155ZM178 45H179V44H177V46H178ZM5 46H6V45H5ZM5 46H3V47H5ZM12 46H13V45H12ZM12 46H11V47H12ZM33 46L36 47V44H35V45L32 44V47H33ZM42 46H45V45H42ZM72 46H73V45H72ZM72 46H70V47H72ZM75 46H76V45H75ZM77 46H79V43L77 44ZM77 46H76V47H77ZM91 46H92V45H91ZM132 46H133V45H132ZM134 46H135V45H134ZM180 46H181V45H180ZM180 46H179V47H180ZM1 47H2V46H1ZM3 47H2V48H3ZM30 47H31V46H30ZM30 47H28V49L30 50V52L32 51V53H34V51H33L34 48L31 47V48H32V50H31ZM49 47H50V46H49ZM66 47H67V49L69 48L68 46H66ZM66 47H64V48H66ZM87 47H88V46H87ZM135 47L137 48V45H136ZM188 47H189V46H188ZM8 48H9V47H8ZM15 48H16V47H15ZM21 48H22V47H21ZM24 48H25V46H24ZM39 48H40V47H39ZM39 48H38V49H39ZM55 48H56V47H55ZM145 48H144V49H145ZM147 48H148V47H147ZM147 48H146V49H147ZM175 48H176V47H175ZM26 49H27V48H26ZM35 49H36V48H35ZM42 49H43V48H42ZM71 49H72V48H71ZM71 49H68V50L71 51V52H73L74 49H75V47H74L73 51H72ZM78 49H79V48H78ZM90 49H89V47H88V50H89V51H90ZM144 49H143V50H144ZM146 49H145V50H146ZM176 49L178 50V48H176ZM176 49H175V50H176ZM9 50H10V48H9ZM9 50H8V52H9ZM12 50H14V49H12ZM15 50H17V49H15ZM20 50H21V49H20ZM20 50H18V51L20 52ZM29 50H28V51H29ZM40 50H41V48H40ZM44 50H45V49H44ZM52 50H54V48H53ZM52 50H50V51H52ZM61 50H64L63 53H67L65 49H61ZM61 50H60V49H59V51L56 50V52L59 53ZM79 50H80V49H79ZM79 50H78V51H79ZM135 50H136V49H135ZM141 50H142V49H141ZM141 50H139V51H141ZM143 50H142V51H143ZM151 50L153 51V49H151ZM155 50H156V49H155ZM175 50H173V51H175ZM181 50H182V49H181ZM36 51H37V50H36ZM75 51H76V50H75ZM78 51H77V52H78ZM80 51H81V50H80ZM85 51H87V50H85ZM85 51H84V53H85ZM136 51H137V50H136ZM139 51H137V52H139ZM162 51H163V50H162ZM184 51H185V50H184ZM1 52H3V51H1ZM10 52H11V51H10ZM19 52H18V53H19ZM22 52H23V51H22ZM44 52H47V51L45 50ZM44 52H43V53H44ZM143 52H144V51H143ZM143 52H142V54H144ZM157 52H158V51H157ZM185 52H186V51H185ZM35 53H38V51L35 52ZM35 53H34V54H35ZM53 53H54V52H53ZM73 53H74V52H73ZM73 53H71L70 55H72ZM79 53H80V52H78V54H79ZM81 53H82V51H81ZM145 53H146V52H145ZM150 53H151L150 50H149V52L147 51V56L150 57V56H151ZM153 53H154V52H153ZM153 53H151V54L153 55ZM155 53H156V52H155ZM155 53H154V54H155ZM168 53H169V52H168ZM28 54H29V53H28ZM48 54H49V53H48ZM55 54L57 55V53H55ZM158 54H159V53H157V54H155V55L157 56ZM165 54H164V55H165ZM8 55H11V54H8ZM15 55H16V53H15ZM39 55L41 56L42 54L40 53ZM50 55H52V54L50 53ZM50 55H49V56H50ZM65 55H66L67 57L69 56L68 54H65ZM73 55H75V54H73ZM73 55H72V58L74 57ZM84 55H83V56H82V55H78L77 57H79V58H80L81 56L84 57ZM5 56H6V55H5ZM12 56H13V54H12ZM42 56H43V55H42ZM45 56H46V55H44V58H45L44 60L47 59V57H45ZM47 56H48V55H47ZM61 56H64V55H63V54L61 55V53H60V56H59V57H61ZM117 56H118V57H117ZM140 56H141V55H140ZM7 57H9V59H12V60H13V58H12L11 56H7ZM7 57H6V58H7ZM14 57H16V56H14ZM52 57L54 58V57H56V56L54 55V56H52ZM57 57H58V55H57ZM142 57H143V56H141V58H142ZM153 57H154V56H153ZM167 57H168V56H167ZM22 58H23V57H22ZM37 58H38V57H37ZM50 58H51V57H50ZM69 58H70V57H69ZM69 58H68V59H69ZM74 58H75V57H74ZM144 58H145V55H144ZM144 58H143V59H144ZM146 58L149 60L148 57H146ZM146 58H145V59H146ZM150 58H151V57H150ZM154 58L156 59V57H154ZM157 58H159V57H157ZM64 59H65V58H64ZM147 59H146V61H147ZM152 59H153V58H152ZM168 59H169V57H168ZM172 59H173V58H171V60H172ZM57 60H59V58H58ZM57 60H56V61H57ZM70 60L72 61L73 59H70ZM74 60H78V59L76 58V59H74ZM159 60L161 61L162 58H159ZM159 60H156V61L154 60V63H153V64H155V66H156V62H158ZM169 60H170V59H169ZM176 60H177V59H176ZM5 61H6V60H5ZM10 61H11V60H10ZM10 61H8V62L6 61V63H9ZM47 61H48V60H46V62H47ZM64 61L67 62L66 60H64ZM64 61H63V62H64ZM131 61H133V62H131ZM141 61H142V59H141ZM146 61H145V62H146ZM163 61H164V60L161 61L162 63H158V66H159V64H164V63L166 64V63L168 62V60H167V62L165 61L164 63H163ZM173 61H175V60L173 59L172 62H173ZM178 61H179V60H178ZM48 62H49V61H48ZM143 62H144V61H142V64L145 65L148 61H147L146 63H143ZM149 62H150V61H149ZM149 62H148V63H149ZM152 62H153V61H152ZM169 62H171V61H169ZM169 62H168V63H169ZM6 63H5V64H6ZM14 63H15V62H14ZM61 63H62V61H61ZM67 63H69V62H67ZM67 63H65L64 65L68 66ZM148 63H147V64H148ZM174 63H175V62H173V63H171V64H174ZM9 64H11V62H10ZM69 64H70V63H69ZM79 64H80V63H79ZM124 64H125V65H124ZM137 64H135V65H137ZM142 64H140V65H142ZM147 64H146V65H147ZM171 64H170V66H171ZM176 64H177V63H176ZM35 65H36V64H35ZM37 65H38V63H37ZM41 65H42V64H41ZM126 65H127V66H126ZM148 65H149V64H148ZM39 66H40V64H39ZM73 66H74V65H73ZM73 66L71 65L70 67L72 68ZM75 66H76V65H75ZM77 66H76V67H77ZM153 66H154V65H153ZM155 66H154V67H155ZM158 66H157V67H158ZM163 66H165V65H163ZM172 66H173V65H172ZM172 66H171V67H172ZM178 66H179V65H178ZM178 66H176V67L179 68ZM35 67H37V66H35ZM40 67H41V66H40ZM76 67H75V68L73 67V68H72V71H73V69H74L75 72H76ZM121 67H122V66H121ZM130 67H129V68H130ZM138 67H139V66H138ZM138 67H136L135 70L139 69L141 66H140L139 68H138ZM145 67H146V66H145ZM145 67H144V68H145ZM147 67H150V68H151V65H149V66H147ZM154 67L151 68V69L156 70L157 67H155V68H154ZM171 67H169L168 70L172 72L173 70H170ZM0 68H1V67H0ZM16 68H17V67H16ZM26 68H27V67H26ZM30 68H31V67H30ZM80 68H78L77 70L79 71ZM124 68H122V70H124ZM129 68H128V70H129ZM150 68H148V70H149ZM158 68H159V67H158ZM158 68H157V69H158ZM177 68H176V69H177ZM27 69H28V68H27ZM52 69H54V67H53ZM55 69H56V67H55ZM60 69H61V68H60ZM131 69H134V68H131ZM131 69H130V70H131ZM141 69H143V67H141ZM151 69L149 70L150 72H151ZM164 69H165V68H164ZM174 69H175V68H174ZM13 70H14V69H13ZM56 70H57V69H56ZM65 70H66V69H65ZM67 70H68V69H67ZM130 70H129V71H130ZM135 70H133V71H135ZM143 70H144V69H143ZM148 70H147V71H148ZM153 70H152V71H153ZM159 70L162 71V69H160V68H159ZM159 70H157V73L159 72ZM1 71H2V70H1ZM3 71H4V70H3ZM6 71H7V70H6ZM9 71H10V70H9ZM28 71H30V70H28ZM54 71H55V70H54ZM54 71H53V72H54ZM57 71H58V74H60L59 72H61V71H60V70H57ZM63 71H64V70H63ZM63 71H62V76L65 75V74H64L65 72L63 73ZM78 71H77L76 73H78ZM80 71H81V70H80ZM125 71H127V69H126ZM133 71H132V72H133ZM174 71H175V70H174ZM178 71H179V70H178ZM178 71H176V72H177L176 74H177L179 77H180L181 75H183L182 72H180V73H181V74H180V73H178ZM182 71H183V70H182ZM51 72H52V71H51ZM67 72H68V71H66V73H67ZM70 72H71V70H70ZM167 72H168V71H167ZM171 72H170V73H171ZM15 73H18V72H15ZM35 73H36V71H35ZM35 73L31 72V74H32L31 76H34L35 79H36V77H37L38 75H37V74L35 75ZM49 73H50V72H49ZM72 73H73V72H72ZM79 73H80V72H79ZM124 73H125V72H124ZM140 73L143 74V72H140ZM147 73H149V72H147ZM154 73H155V71H154ZM173 73H175V72H172V74H173ZM184 73H185V72H184ZM5 74H6V73H5ZM24 74H25V73H24ZM24 74H23V75H24ZM29 74H30V73H29ZM50 74H51V73H50ZM54 74H57V72H56V73H53V75H54ZM69 74H71V73H69ZM117 74H118V73H117ZM136 74H137V73H136ZM142 74H141V75H142ZM150 74H151V73H150ZM150 74H149V75H150ZM152 74H153V73H152ZM152 74H151V75H152ZM186 74H187V73H186ZM188 74H190V73H188ZM188 74H187V76H188ZM23 75H21V76H23ZM25 75L27 76L28 74H25ZM25 75H24V76H25ZM40 75H41V74H40ZM48 75H49V74H48ZM71 75H72V74H71ZM75 75H76V74H75ZM138 75H139V74H138ZM138 75H136V76H138ZM143 75H144V74H143ZM143 75H142V77H143ZM153 75H154V74H153ZM153 75H152V76H153ZM164 75H165V73H164ZM169 75H171V74H169ZM191 75H192V74H191ZM5 76H6V75H5ZM66 76H67V75H66ZM124 76H125V75H124ZM156 76H158V74H156ZM156 76H155V77H156ZM159 76L162 78V75H161V74H159ZM165 76H166V75H165ZM16 77H17V76H15V77L13 76V78H12V77L9 78V80L11 79V81H9V83L12 82V79H14V78H16ZM29 77H30V75H29ZM125 77H127V74H126ZM134 77H135V76H134ZM171 77H175V75H174V76L171 75ZM188 77H189V76H188ZM188 77H186V78H188ZM190 77H191V76H190ZM192 77H193V75H192ZM27 78H28V76H27ZM27 78H26V79H27ZM45 78H46V77H45ZM49 78H50V77H49ZM62 78H63V77H62ZM73 78H75V77H73ZM73 78H72V79H73ZM78 78H79V77H78ZM81 78H82V77H81ZM157 78H159V77H157ZM157 78H156V79H157ZM166 78H167V77H166ZM166 78H164V81H166ZM169 78H170V77H169ZM20 79H21V78H20ZM20 79H18L19 82H21L22 80L24 81L23 78L21 79V81H20ZM26 79H25V80H26ZM50 79H51V78H50ZM59 79H60V78H59ZM64 79H65V78H64ZM68 79H70V78H68ZM68 79H67V80H68ZM75 79H77V78H75ZM75 79L73 80V82L75 81L74 83L76 84L77 81H76ZM129 79H130V78H129ZM135 79H137V77H136ZM156 79H155V81H156ZM159 79H160V78H159ZM174 79H176V81L180 80V81H178V82H180V83H181V81H182V79H178V80H177V76H176L175 78H173V80H172V78H170V80H172V82L174 81ZM184 79H185V78H184ZM188 79H189V78H188ZM191 79H192V78H191ZM18 80H17V81H18ZM45 80H46V79H45ZM47 80H48V79H47ZM56 80H57V79H56ZM77 80H78V79H77ZM85 80L88 81V79H85ZM99 80H101V79H99ZM137 80H139V78H138ZM157 80H158V79H157ZM193 80H194V79H193ZM30 81H31V80H30ZM40 81H41V80H40ZM42 81H44V80H42ZM42 81H41V82L38 81V82H36V83H37V84H38V83L40 84V83H42ZM60 81H61V80H60ZM64 81H65V80H64ZM105 81L107 82V80H104V82H105ZM185 81H186V80H185ZM188 81H189V80H188ZM188 81H186V82L188 83ZM0 82H1V81H0ZM13 82L15 83V81H13ZM19 82H16V84H18ZM46 82H49V81H46ZM51 82H52V81H51ZM62 82H63V80H62ZM73 82L70 81V83H73ZM80 82L82 83V79H81ZM118 82H119V83H118ZM159 82H162V79H161V81L159 80V81H157L156 83L159 84ZM166 82H167V81H166ZM193 82H194V81H193ZM1 83L3 84V81H2ZM7 83H8V82H7ZM14 83H12V84H14ZM28 83H29V82H28ZM34 83H35V82H34ZM36 83H35V84H36ZM68 83H69V80H68L67 84H68ZM78 83H79V81H78ZM83 83H85V82H84V78H83ZM86 83H89V82H86ZM169 83H171V82H169ZM182 83H183V81H182ZM182 83H181V85H182ZM184 83H185V82H184ZM191 83H192V82H191ZM39 84H38L37 86H39ZM42 84H44V86L47 87V84H46L45 82H43ZM45 84H46V85H45ZM52 84H53V83H52ZM65 84H66V83H65ZM89 84H91V83H89ZM92 84H93V83H92ZM94 84H96V82H94ZM152 84H153V86L156 85V87H159V90H162V88H163V90H164V88H165V87H162V88L160 89V86H159V85H162L163 83H162V84L160 83L158 86H157V84H155V82L152 83ZM154 84H155V85H154ZM164 84H166V83H164ZM167 84H168V83H167ZM171 84H172V83H171ZM3 85H4V84H3ZM79 85H80V83H79ZM98 85L100 86L101 84L98 83ZM141 85H140V86H141ZM177 85H178V83H176V87H177ZM181 85H180V86H181ZM187 85H188V84H186V86H187ZM189 85L191 86L190 83H189ZM40 86H41V84H40ZM42 86H43V85H42ZM51 86H52V85H51ZM102 86H103V85H101V87H102ZM106 86H107V85H105V87H106ZM140 86H139V88H140ZM164 86H165V85H164ZM184 86H185V85H183V87H184ZM186 86H185V88H186ZM195 86H196V85H195ZM197 86H198V85H197ZM5 87H6V85H5ZM18 87H19V86H18ZM22 87H24V86H22ZM31 87H32V86H31ZM64 87H65V85H64ZM68 87H70V88H71V87L75 88L74 86H72V84H70V86H68ZM68 87H67V88H68ZM96 87H97V86H96ZM167 87H168V85H167ZM173 87H175V86L173 85ZM173 87H172V88H173ZM12 88H13V90H15V86L12 87ZM16 88H17V86H16ZM67 88H66V89H67ZM73 88H72V89H73ZM102 88H104V87H102ZM168 88H170V89L172 90L171 86L168 87ZM179 88H181V87L178 86V87H177V90H178ZM194 88H195V87H194ZM201 88H202V87H201ZM10 89H11V87L8 88V90H10ZM25 89H26V88H25ZM30 89H31V88H30ZM49 89H50V88H49ZM55 89H57V88H55ZM55 89H54V90H55ZM58 89H59V88H58ZM156 89L158 90V88H156ZM170 89H167V88H166V90H169V91H170ZM190 89H191V88H190ZM197 89H198V88H197ZM204 89H205V88H204ZM27 90H28V89H27ZM33 90H34V89H31V90H28V91H30L29 93L31 94V92H32V93L34 92ZM40 90H41V89H40ZM45 90H46V88H45ZM60 90H61V88H60ZM99 90H100V87H99V89H98V92H99ZM163 90H162V92H163ZM174 90L176 91V89H174ZM183 90H184V88H183ZM183 90H182V91H183ZM185 90H189V89H185ZM185 90H184V91H185ZM191 90H192V89H191ZM202 90H203V89H202ZM6 91H7V90H6ZM52 91H53V89H52ZM70 91H71V90H70ZM81 91H82V90H81ZM95 91H96V90H95ZM179 91H180V90H179ZM179 91H178V92H179ZM193 91H194V90H193ZM8 92H9V91H8ZM10 92H11V90H10ZM18 92H21V93H22V90H18ZM25 92H27V91H25ZM178 92H177V93H178ZM191 92H192V91H191ZM198 92H199V90H198ZM203 92H204V91H203ZM214 92H215V91H214ZM3 93H4V92H3ZM46 93H47V91H46ZM53 93H54V92H53ZM95 93L97 94V92H95ZM157 93L159 94L160 91H157ZM157 93H155V96H156ZM173 93H174V95H175V92H174V91H172V94H173ZM183 93H184V92H183ZM187 93H188V92H187ZM204 93H205V92H204ZM211 93H212V92H211ZM215 93H216V92H215ZM56 94H57V93H56ZM82 94H83V93H82ZM84 94H85V93H84ZM158 94H157V95H158ZM162 94H163V93H162ZM162 94L160 93V95L163 96V95L165 94V92H164L163 95H162ZM167 94H168V93H166V95H167ZM190 94H194V93H190ZM200 94H201V93H200ZM200 94H199V95H200ZM6 95H7V94H6ZM6 95H5V96H6ZM16 95H17V94H16ZM22 95H26V94H23V93H22ZM32 95H38V94H34V93H33ZM44 95H45V94H44ZM44 95H43V96H44ZM51 95H52V94H51ZM166 95H165V96H166ZM199 95H198V96H199ZM208 95H209V94H208ZM211 95L213 96V94H211ZM53 96H54V94H53ZM55 96H57V95H55ZM77 96H78V95H77ZM85 96H86V94H85ZM90 96H92V95H90ZM100 96H98L97 98H99ZM158 96H159V95H158ZM158 96H156V97H158ZM167 96H168V95H167ZM167 96H166V97H167ZM169 96H170V95H169ZM175 96H176V95H175ZM195 96H196V95H195ZM200 96H201V95H200ZM214 96H215V95H214ZM12 97H13V96H12ZM39 97L41 98V96H38V98H39ZM46 97H47V96H46ZM57 97H58V96H57ZM60 97H62V96H60ZM63 97H65V96L63 95ZM93 97H94V96H93ZM93 97H91V98H93ZM142 97H143V101H145L144 99H146V101H149V99L147 100V98H148L147 96H146L147 98H145L144 96H142ZM166 97H165V98H166ZM177 97H179V96L177 95ZM189 97H190V96H189ZM193 97H194V96H193ZM196 97H197V96H196ZM36 98H37V97H36ZM36 98L33 97L32 99L35 100ZM49 98H50V99H53V98H51V97L48 96V99H49ZM81 98L83 99L84 96L81 97ZM81 98H80V99H81ZM94 98H95V97H94ZM138 98H139V97H138ZM138 98H137V99H138ZM149 98H151V97H149ZM165 98H164V100H166ZM191 98H192V97H191ZM200 98H201V97H200ZM200 98H199V99H200ZM207 98H208V97H207ZM210 98H211V97H210ZM210 98H209V99H210ZM2 99H3V98H2ZM12 99H13V98H12ZM41 99H42V98H41ZM46 99H47V98H46ZM67 99H68V98H67ZM135 99H136V98H135ZM154 99H155V98H154ZM181 99H182V98H181ZM199 99H198V100H199ZM201 99L204 100V98H201ZM201 99H200V101H201ZM209 99H208V100H209ZM23 100H24V98H23ZM25 100H26V99H25ZM64 100H65V99H63V101H64ZM84 100H85V99H84ZM92 100L94 101L95 99H92ZM92 100H91V101H92ZM97 100L100 101V99H97ZM97 100H96V101H97ZM139 100H140V99H139ZM141 100H142V99H141ZM150 100H152V98H151ZM177 100H178V98H177ZM187 100H188V99H187ZM192 100H193V99H192ZM196 100H197V98H196ZM205 100H207V99L205 98ZM215 100H216V99H215ZM39 101H40V100H39ZM41 101H42V100H41ZM45 101H47V100H45ZM45 101H42V102H40V103H41V104H42L43 102L46 103ZM54 101H55V100H54ZM54 101H53V102H51V101H47V102H48V103H50V102H51V103H54ZM86 101H88V100H86ZM91 101L89 100L90 104H87V103L84 101V102H85V105L83 104V106H81V107L78 108V109H76L74 106H72V107H74V108H72V109H73V110L76 109V111L74 110V112H72L73 110H71V112H72V115H73L74 118H76V116H78L77 118H79L80 116H83L84 118H82V122H84V123H86V124H89V123L91 124V121L95 120L96 118H101V120L98 119V120L96 121V122H98V124H97V123L95 124V123H94L95 121L92 122L93 125H91V126H95V129H99V128H97L96 126L100 125V124H99V121H100V123H102V125H103V123L106 124L105 126H106V130H107L108 127H109V126H108L109 124L114 125V124L116 123V122H115V123L113 124V120H115V121H118V122H120V121L122 122V124H121V126H120V130L118 129V130H119V133H120L121 130H122V131H123V129L125 130L124 127L127 126V125H129V128L132 127V129H134V128H135L134 126H136V125H138V124H141V123L143 122V119H144V118H143V119L141 118V115H142V114H141V110H140L141 107H140V106L138 107V105H139V104H137L138 102H136V105H134V104H129L128 106H124L123 108L119 109L118 111H115V110H112V112H111V111H110V112L99 111L98 114H96L95 112H93V110L96 109L97 107H98V108H100V107H99L98 105H97V106L95 105L96 108H94L95 106H94V105H91V104H93L94 102L97 103L98 101H97V102L94 101L93 103H91ZM135 101H136V100H135ZM137 101H138V100H137ZM153 101H154V100H153ZM173 101H174V100H173ZM189 101H190V100H189ZM13 102H14V100H13ZM21 102H22V101H21ZM58 102H59V99H58ZM73 102H74V101H73ZM101 102H103V100H101ZM154 102H155V101H154ZM161 102H162V101H161ZM181 102H182V101H181ZM191 102H192V101H191ZM14 103H15V102H14ZM28 103H30V102H28ZM35 103H36V102H35ZM75 103H77V102H75ZM82 103H83V102H82ZM120 103H121V101H120ZM143 103L146 105L147 102H146V103L143 102ZM192 103H193V102H192ZM10 104H11V102H10ZM10 104H8L9 107H10L11 105H13V104H11V105H10ZM15 104H16V103H15ZM79 104H80V103H79ZM106 104H107V103H105V105H106ZM122 104H123V103H122ZM140 104H142V102H141ZM144 104L141 105L142 108H143V105H144ZM150 104H152V103H149V104H147V105H150ZM156 104H157V103H156ZM161 104H162V103H161ZM183 104H184V103H183ZM17 105L19 106V103H18V102H17ZM25 105H26V103H25ZM25 105H24V106H25ZM27 105H30V104H27ZM38 105H39V103H38ZM60 105H62V104H60ZM117 105H118V104H117ZM120 105H121V104H120ZM145 105H144V107H145L144 110L147 109V108L149 107V106L146 105V106H147V108H146ZM158 105H159V104H157V105L155 106V104H153L152 108H153L154 106H155V107H158ZM1 106H2V105H1ZM18 106H14V107H16V108L18 109V108L20 107V106H19V107H18ZM31 106H32V105H30V107H29V106H26V107H28V110H29V108H31ZM118 106H119V105H118ZM219 106H220V105H219ZM12 107H13V106H12ZM14 107H13V108H14ZM26 107H25V109H26ZM36 107H37V106H36ZM69 107H70V106L65 107L66 109H65V108L63 109V110L66 111L65 114H69V113H70V111L68 110ZM78 107H79V105H78ZM112 107H113V105H112ZM195 107H197V106H195ZM200 107H201V106H200ZM205 107H206V106H205ZM216 107H217V106H216ZM216 107H215V108H216ZM228 107H229V106H228ZM2 108H3V107H2ZM10 108H11V107H10ZM10 108H9V109L7 108V109L10 110ZM21 108H23V107L21 106ZM67 108H68V109H67ZM142 108H141V109H142ZM150 108H151V105H150ZM150 108H149V110H147V111H150V110H151ZM207 108H208V107H207ZM32 109H33V107H32ZM111 109H112V108H110V110H111ZM162 109H163V108H162ZM204 109H206V108H204ZM208 109H209V108H208ZM22 110H23V109H22ZM33 110H34V109H33ZM63 110H62V112H65V111H63ZM142 110H143V109H142ZM16 111H17V110H15V113H17ZM29 111H30V110H29ZM29 111H27V113H28ZM59 111H61V110H59ZM68 111H69V112H68ZM145 111H146V110H145ZM203 111H205V110H203ZM142 112H143V111H142ZM207 112H208V111H207ZM0 113H1V111H0ZM22 113H23V112H22ZM27 113H25V114H27ZM145 113H146V112H145ZM150 113H151V112H150ZM203 113H204V112H203ZM1 114H2V113H1ZM35 114H36V113H35ZM60 114H61V113H60ZM65 114H64V115H65ZM74 114H75V116H74ZM143 114H144V113H143ZM157 114H159V113L157 112V113H156L155 115H153V116L156 117ZM191 114L193 115V113H191ZM210 114H211V113H210ZM210 114H209V115H210ZM2 115H3V114H2ZM15 115H16V114H15ZM22 115H24V114H22ZM30 115H31V114H30ZM30 115H29V116H30ZM70 115H71V114H70ZM33 116L35 117V115H33ZM57 116H58V115H57ZM146 116H147V115H146ZM146 116H145V117H146ZM151 116H152V115H150V117H151ZM159 116H160V115H159ZM163 116H164V115H163ZM190 116H191V115H190ZM190 116H188V117H190ZM205 116H206V115H205ZM18 117H19V116H18ZM22 117H23V116H22ZM30 117H31V116H30ZM34 117H32V120L35 119ZM49 117H50V115H49ZM73 117L71 116V118H73ZM161 117H162V116H161ZM167 117H170V119H172V120H173V118H174L173 116H172L173 118H172L171 116H167ZM191 117H192V116H191ZM209 117H210V116H209ZM209 117H208V118H209ZM212 117H214V116L212 115ZM28 118H29V117H28ZM28 118H27V120H30V118H29V119H28ZM58 118H59V117H58ZM58 118H57L56 120H58ZM74 118H73V119H74ZM148 118H149V117H148ZM148 118H147V119H148ZM164 118H165V116H164ZM193 118H194V117H193ZM199 118H201V117H199ZM206 118H207V117H206ZM208 118H207V119H208ZM19 119H21V118H18V120H19ZM41 119H42V118H41ZM47 119H48V117H47ZM64 119H65V118H64ZM80 119H81V118H80ZM147 119H146V121H147ZM168 119H169V118H168ZM168 119H166V120H167V123H168ZM170 119H169V124H170V123L173 124L174 122L172 123V122H171L172 120H170ZM176 119H179V118H176ZM187 119H188V118H187ZM190 119H191V118H190ZM196 119H197V118H196ZM201 119H202V118H201ZM209 119H210V118H209ZM213 119H214V118H213ZM213 119H211V120H213ZM44 120H46V119H44ZM61 120H62V119H61ZM78 120H79V119H78ZM184 120H185V118H184ZM188 120H189V119H188ZM188 120H186V121H188ZM194 120H195V119H194ZM59 121H60V120H59ZM79 121H80V120H79ZM174 121H175V118H174ZM189 121H191V120H189ZM189 121H188V122H189ZM203 121H204V120H203ZM82 122L79 123V124H83ZM154 122H155V121H154ZM159 122H160V121H159ZM159 122L157 123L158 125L161 124V123H159ZM179 122H180V119H179ZM179 122H178V123H179ZM181 122H182V120H181ZM195 122H196V121H195ZM195 122H194V123H195ZM201 122H202V121H201ZM211 122H212V121H211ZM213 122H214V121H213ZM19 123H20V122H19ZM37 123L39 124V122H37ZM73 123H74V120H73ZM76 123L78 124V122H76ZM189 123H190V122H189ZM204 123H205V121H204ZM204 123H203V125H204ZM206 123H207V122H206ZM68 124H69V122H68ZM90 124H89V127H90ZM94 124H95V125H94ZM165 124H166V122H164V125H165ZM175 124H177V122H176ZM175 124H174V125H175ZM180 124H181V123H180ZM180 124H179V125H180ZM183 124H184V123H183ZM191 124H192V121H191ZM197 124H198V123H197ZM199 124H200V123H199ZM212 124H213V123H212ZM214 124H215V123H214ZM16 125H17V124H15V126H16ZM49 125H50V124H49ZM102 125H100V126L102 127ZM117 125H118V124H117ZM117 125H116V126H117ZM122 125H123L124 127H123ZM158 125H156V126H158ZM164 125H162V126H164ZM179 125L176 126V127H179ZM187 125H188V123H187ZM45 126H46V125H45ZM63 126H65V125H63ZM67 126H68V125H67ZM105 126H104L102 129H104ZM110 126H111V125H110ZM114 126H115V125H114ZM147 126H148V125H147ZM150 126H151V124H150ZM156 126H155V127H156ZM160 126H161V125H160ZM165 126H166L167 128H169L168 126H172V125H168V124H167V125H165ZM165 126H164V127H165ZM181 126H182V125H181ZM192 126H193V125H192ZM198 126H199V125H198ZM198 126H197V127H198ZM212 126H213V125L210 126V124H208V128H209V127L211 128ZM214 126H216V125H214ZM214 126H213L212 128H214ZM31 127H32V126H31ZM38 127H40V125H39ZM65 127H66V126H65ZM86 127H87V126H86ZM101 127H100V128H101ZM121 127H123V128H121ZM133 127H134V128H133ZM139 127H140V125H139ZM185 127H186V124L184 125V130H185V133H186L187 130L185 129ZM188 127H189V125H188ZM188 127H186V128L188 129ZM193 127H194V126H193ZM218 127H219V126H218ZM26 128H27V127H26ZM26 128H25V129H26ZM43 128H44V127H43ZM75 128H77V127H75ZM75 128H74V129H75ZM92 128H93V130H94V127H92ZM110 128H111V127H110ZM110 128H109V129H110ZM113 128L116 129L115 127H113ZM113 128H111V130H113ZM118 128H119V127H118ZM129 128L127 127L126 129H129ZM158 128H160V127L158 126ZM179 128H181V127H179ZM182 128H183V127H182ZM182 128H181V129H182ZM205 128H206V127H205ZM212 128H211V129H212ZM58 129H59V128H58ZM78 129H80V128H78ZM85 129L88 131V130H90L91 128H90V129H88V128H84V130H85ZM109 129H108V130H109ZM130 129H131V128H130ZM135 129H136V128H135ZM135 129L133 130L134 132H135ZM189 129H190V128H189ZM192 129H193V128H192ZM200 129H204V128H201V127H200ZM15 130H16V129H15ZM59 130H60V129H59ZM84 130H82V132H84ZM111 130H109V131H111ZM118 130H115V132H118ZM138 130L141 131V132L144 134V131H146L147 128H144V127L141 128V127H140ZM172 130H173V128H172ZM174 130H177V129H174ZM195 130H196V129H195ZM213 130H216V129H213ZM36 131H37V130H36ZM43 131H44V130H43ZM43 131H42V132H43ZM57 131H58V130H57ZM113 131H114V130H113ZM133 131H132V132H133ZM139 131H138V132H139ZM148 131H149V132H148V133H149V138L147 137L148 134H147V136H146V135H143V134H142V135L140 134L141 136H143V140H142V141H139V140H138V141H139L138 144H140V143H145V142H146V144H147V142H149V143L152 142L151 145H156V144H154V143H156L157 141H158V142H161V141H159V140L156 141V138H157V136H158L157 134H160V139H161V140L164 139V138L167 139L168 137H171V136L173 135V133H172V134L167 135V137H166V136H165V133H167V132L163 133L164 131H161V132L163 133L162 136H164V138H163V137L161 136V133H158L160 130L158 131V130L156 129L155 134L153 133V128H152V130L149 129ZM165 131H167V130H165ZM177 131H179V129H178ZM188 131H189V130H188ZM188 131H187L186 135H187L188 137H191L190 139H192V137L194 138V136H195V138H196V139H194L195 144L197 143V145H199V144L201 145V143L198 142V141H199L198 136L202 135V137H203V134H205V132H204L203 134L200 133V135L196 136V135H193L194 132L192 131V132H193V134H192V132H191V130H190V133L192 134V136H191V135L189 136V132H188ZM207 131H208V130H207ZM219 131H220V130H219ZM32 132H33V131H32ZM38 132H40V131H38ZM51 132H52V131H51ZM72 132L74 133L75 131L70 130L68 134L70 135V134H72ZM90 132H91V130H90ZM94 132H96V131L94 130ZM101 132H102V131H101ZM101 132H100V133H101ZM115 132H114V133H115ZM138 132H136V133H132L133 135H131V133H128V134H130L131 136H134V135L136 134V136H137V135L139 134ZM169 132H170V130H169ZM171 132H173V131H171ZM197 132H198V131H197ZM208 132H209V131H208ZM216 132H217V131H216ZM25 133H26V132H25ZM86 133H87V132H86ZM88 133H89V131H88ZM109 133H110V132H109ZM119 133H118V134H119ZM121 133H122V132H121ZM121 133H120V134H121ZM124 133H125V132H124ZM126 133H127V131H126ZM156 133H157V134H156ZM206 133H207V132H206ZM23 134H24V133H23ZM68 134H67V135H68ZM91 134H92V133H91ZM112 134H113V133H111V135H112ZM122 134H123V133H122ZM182 134L184 135V131H183ZM182 134H181V135L178 134V136H176L177 138H175V140L178 139L179 136H180V138L182 139V137H181V136H183ZM197 134H198V133H197ZM85 135H86V134H85ZM87 135H88V134H87ZM87 135H86V136H87ZM98 135H99V134H98ZM109 135H110V134H109ZM174 135H176V134H174ZM174 135H173V136H174ZM186 135H185V136H186ZM31 136H32V134H31ZM63 136H64V135H62V138H60L59 140L63 139V138H64ZM78 136H79V135H78ZM86 136H85V137H86ZM115 136H116V134H115ZM136 136H135V137H136ZM138 136H139V135H138ZM173 136H172V137H173ZM207 136H209V135H207ZM207 136H205V138H206ZM210 136L212 137V135H210ZM28 137H29V136H28ZM56 137H57V136H56ZM85 137H84V138H85ZM117 137H118V135H117ZM117 137H116V138H117ZM120 137H121V136H120ZM120 137H119V138H120ZM135 137H134V138L131 137V138H133V140H134ZM188 137H186V139H187ZM200 137H201V136H200ZM202 137H201L200 139H203V138H204V137H203V138H202ZM213 137H214V138H216V137L218 138V136H214V135H213ZM213 137H212V138H213ZM219 137H220V136H219ZM65 138H66V137H65ZM107 138H108V137H107ZM107 138H106V139H107ZM109 138H110V136H109ZM113 138H114V139H113ZM113 138L111 137V139L115 140L114 135H113ZM136 138H137V137H136ZM139 138H141V137H138V139H139ZM205 138H204V139H205ZM208 138H209V137H208ZM214 138H213V139H214ZM220 138H221V137H220ZM17 139H19V138H17ZM80 139H81V138H80ZM125 139H126V136H125ZM153 139H155V141H154ZM157 139H158V138H157ZM168 139H169V140H168ZM168 139H167V140L169 141L168 144H171V143L173 142L171 145L176 144V143L179 144V141H181V139H178V140H179L178 142H177V140L175 141V140L172 139V138H168ZM170 139H171V140H170ZM4 140H5V139H4ZM21 140H22V139H21ZM24 140H25V139H24ZM55 140H56V139H55ZM57 140H58V139H57ZM65 140H66V139H65ZM118 140H120V139H118ZM118 140H117V141H118ZM122 140H123V139H121V141H122ZM133 140H132V141H133ZM140 140H141V139H140ZM167 140L162 141L163 143H165V146L168 145V144H166V143L168 142ZM172 140H174L176 143H175L174 141H172ZM183 140H185V138H183ZM195 140H197V142H196ZM206 140H207V138H206L204 141H206ZM13 141H14V140H13ZM13 141H12V142H13ZM68 141H69V140H68ZM99 141H101V140H99ZM102 141H103V140H102ZM102 141H101V142H102ZM124 141L126 142V140H124ZM130 141H131V139H130ZM153 141H154V143H153ZM171 141H172V142H171ZM187 141H188V139H187ZM189 141L191 142V140H189ZM189 141H188V142H189ZM192 141H193V140H192ZM202 141H203V140H202ZM204 141H203V143H205ZM8 142H10V141H8ZM14 142H15V141H14ZM28 142H29V141H28ZM28 142L25 141L24 143H28ZM109 142H110V141H109ZM158 142H157V143H158ZM15 143H16V142H15ZM37 143H38V142H37ZM59 143H60V142H59ZM80 143H81V142H80ZM80 143H79V144H80ZM95 143H96V142H95ZM95 143H93V144H95ZM119 143H120V142H119ZM127 143H130V142H128V141L126 142V148H127V146L129 145V144H127ZM131 143H132V142H131ZM149 143H148V144H149ZM185 143H187L186 140H185L184 144H183V142H182V144L186 146ZM198 143H199V144H198ZM32 144H33V143H32ZM32 144H31V145H32ZM68 144H69V143H68ZM97 144H98V143H97ZM111 144H113V143H111ZM122 144H124V143H122ZM160 144H161V143H160ZM180 144H181V143H180ZM195 144H194V145H195ZM207 144L209 145L208 142H207ZM24 145H26V144H24ZM34 145H35V144H34ZM52 145H53V144H52ZM61 145H63V144H61ZM95 145H96V144H95ZM131 145H132V144H131ZM135 145H136V144H135ZM140 145H141V144H140ZM157 145H159V144H157ZM157 145L154 146L156 150H157V148H159ZM163 145H164V144L160 145V147H161V148H162V147H165V146H163ZM183 145H181V146H183ZM188 145H190V146H188ZM188 145H187L188 148H189V147H192V148L195 147V148L198 149V151L200 150V148H199L200 146L197 147V145H196V146H193V145L191 146V144H188ZM12 146H13V145H12ZM15 146H16V145H15ZM18 146H19V145H18ZM26 146H27V145H26ZM26 146H25V147H26ZM28 146H29V145H28ZM32 146H33V145H32ZM35 146H36V145H35ZM87 146H88V145H87ZM112 146H115V144L112 145ZM112 146H111V147H112ZM119 146H120V145H119ZM133 146H134V145H133ZM141 146H142V145H141ZM176 146H177V145H176ZM187 146H186V148H187ZM204 146H207V145H204ZM16 147H17V146H16ZM43 147H44V146H43ZM64 147H65V146H64ZM69 147H70V146H69ZM115 147H116V146H115ZM123 147H124V145H123ZM128 147H129V146H128ZM136 147H137V146H136ZM152 147H153V146H152ZM154 147H153V148H154ZM34 148H36V147H34ZM47 148H48V147H47ZM71 148H72V147H71ZM126 148H125V150H126ZM148 148H150V146H148ZM153 148H151V150H153ZM166 148H167V146H166ZM171 148H172V147H171ZM174 148H175V147H174ZM174 148H172V149H174ZM88 149H89V148H88ZM91 149H92V147H91ZM91 149H89V151H90ZM96 149H97V146H96ZM100 149H101V148H100ZM102 149H103V148H102ZM104 149H105V148H104ZM104 149H103V150H104ZM113 149H114V148H113ZM122 149H123V148H122ZM138 149H139V148H138ZM138 149H137V150H138ZM159 149H160V148H159ZM162 149H163V148H162ZM175 149H176V150H179V149H177V148H175ZM180 149H181V148H180ZM197 149H195V150H197ZM202 149H204V148H202ZM202 149H201V152H202ZM205 149H206V148H205ZM41 150H42V149H41ZM44 150H45V149H44ZM44 150H43V151H44ZM63 150H64V149H63ZM103 150H102V151H103ZM106 150H107V148H106ZM132 150H134V149H132ZM137 150H135V153H134V154H136V152H137V154H138V151H137ZM143 150H144V149H143ZM181 150H182V149H181ZM184 150H185V149H184ZM45 151H46V150H45ZM53 151H54V150H53ZM92 151H93V150H92ZM95 151H97V150H95ZM99 151H100V150H99ZM102 151H101V152H102ZM108 151H109V150H108ZM108 151H107V152H108ZM121 151H122V150H121ZM139 151H140V150H139ZM159 151H161V149H160ZM168 151H169V148H168ZM170 151H171V150H170ZM170 151H169V152H170ZM172 151H173V150H172ZM172 151H171V152H172ZM186 151H187V149H186ZM190 151H191V150H190ZM205 151H206V150H205ZM27 152H29V151L27 150ZM27 152H26V153H27ZM97 152H98V151H97ZM141 152H142V151H141ZM143 152H144V151H143ZM165 152H167V151L165 150ZM187 152H188V151H187ZM203 152H204V151H203ZM26 153H25V155H26ZM30 153H31V152H30ZM30 153H29V154H30ZM44 153H45V152H44ZM66 153H67V152H65L64 154H66ZM68 153H69V152H68ZM92 153H93V152H92ZM110 153H111V152H110ZM110 153H109V154L107 153V156H108V157L111 156L112 153H111V154H110ZM115 153L117 154V152H115ZM115 153H113V154H115ZM119 153H122V152L119 151ZM128 153L131 154L130 151H129ZM158 153H159V152H158ZM161 153H162V152H161ZM163 153H164V152H163ZM172 153H173V152H172ZM174 153H175V151H174ZM176 153H178V151H177ZM193 153H198V152H197V151H193ZM205 153H206V152H205ZM33 154H34V153H33ZM94 154H95V152H94ZM99 154H101V153H99ZM103 154H105V153L102 152L101 155H103ZM122 154H123V153H122ZM125 154H126V153H125ZM137 154H136V155H137ZM139 154H141V153H139ZM139 154H138V155H139ZM154 154H155V153H154ZM165 154H167V153H165ZM182 154H184V152H183ZM185 154H186V153H185ZM189 154H190V153H189ZM189 154H188V155H189ZM191 154H192V151H191ZM199 154H200V153H199ZM48 155H49V154H48ZM54 155H55V154H54ZM66 155H68V154H66ZM66 155H65V157H66ZM72 155H73V154H72ZM89 155H90V154H89ZM91 155H92V154H91ZM132 155H133V153H132ZM147 155H148V153H147ZM149 155H150V154H149ZM161 155H162V154H161ZM205 155H206V154H205ZM26 156H28V154H27ZM26 156H25V158L23 157V158H20L19 160L26 159ZM30 156H31V154H30ZM49 156H51V155H49ZM52 156H53V154H52ZM69 156H71V155H68V158H67V159L70 158ZM96 156H97V154H96ZM104 156H105V155H104ZM134 156H135V155H134ZM153 156H154V155H153ZM192 156H193V155H192ZM206 156H207V155H206ZM47 157H48V156H47ZM73 157H74V156H73ZM75 157H76V156H75ZM78 157H79V156H78ZM105 157H106V156H105ZM108 157H106V158H108ZM118 157H120V156H118ZM118 157H115V159L117 160L116 163H115L116 160H115V161L113 160L115 165L119 162V160L117 159ZM122 157H123V156H122ZM126 157H127V156H126ZM137 157H138V156H137ZM173 157H174V156H173ZM187 157H190V156H187ZM194 157H195V156H194ZM197 157H198V156H197ZM199 157H200V156H199ZM28 158H29V157H28ZM28 158H27L26 161H29ZM90 158H91V157H90ZM93 158H94V157H93ZM112 158H113V157H111V159H112ZM124 158H125V156H124ZM181 158H182V157H181ZM203 158H204V157H203ZM30 159H31V158H30ZM56 159H57L56 162H55V160H50V161H48V162H50V163H52V164H53V162H54V163H58V167H57V168H59V164H60V162H62V159H63V158H62L61 156H59V157H56ZM65 159H66V158H65ZM103 159H104V158H103ZM111 159H109V160L111 161ZM113 159H114V158H113ZM138 159H139V158H138ZM138 159H137V161H138ZM149 159H150V157H149ZM63 160H64V159H63ZM70 160H71V159H70ZM106 160H107V159H106ZM133 160H136V159L133 158ZM153 160H154V159H153ZM163 160H165V159H163ZM176 160H178V159H176ZM37 161H39V162H37ZM68 161H69V160H68ZM76 161H77V160H76ZM91 161L93 162L92 159H91ZM94 161L96 162L95 159H94ZM113 161L110 162V163L112 164ZM137 161H136V162H137ZM141 161H142V159H141ZM147 161H148V160H147ZM149 161H150V160H149ZM154 161H155V160H154ZM154 161H153V162H154ZM169 161H170V160H169ZM171 161H172V160H171ZM178 161H180V160H178ZM17 162H19V161H17ZM17 162H16V164H17ZM22 162H23V161H22ZM122 162H123V161H122ZM150 162H151V161H150ZM161 162H162V161H161ZM43 163H46V160H45L44 158H41V159H40V158L37 157L36 159L30 160V163H28L27 166L25 165V168H24V166H23L24 164H22L23 168H22V167L20 168V167H15V166H13L12 174H14V175H15L16 177H18V178H19V177H22V176H23V177L26 176V177H28L29 180H33L35 177H39V176H40V175H39L40 172L38 173V170L40 169V165L43 164ZM66 163H67V162H66ZM69 163H70V162H69ZM96 163H98V162H96ZM107 163H108V162H107ZM125 163H127V162H125ZM147 163H149V162H147ZM156 163H158V162H155V164H156ZM163 163H164V162H163ZM181 163L184 164L185 162H184V163L181 162ZM188 163H189V162H187L186 164H188ZM52 164H51V165H52ZM63 164H64V163H63ZM86 164H87V163H86ZM86 164H85V165H86ZM114 164H113V165H114ZM121 164H122V163H121ZM137 164H138V162H137ZM149 164H150V163H149ZM18 165H20V164H18ZM45 165H46V164H45ZM65 165H66V164H65ZM99 165H100V164H99ZM108 165H109V164H108ZM115 165H114V166H115ZM140 165H141V164H140ZM173 165H174V164H173ZM20 166H21V165H20ZM41 166H42V165H41ZM53 166H55V165H53ZM53 166H52V168H53ZM56 166H57V165H56ZM56 166H55V167H56ZM60 166H61V165H60ZM73 166H74V170H75V172H79V171H80L78 177H81L82 174H83V172H84V165H79V166H77V165H74V164H73ZM73 166H72V167H73ZM90 166H91V165H89V166L87 165V166H86V167H88L87 169H90V168H91ZM94 166H97V165H94ZM135 166H136V165H135ZM148 166H149V165H148ZM152 166H153V165H151V167H152ZM167 166H168V165H167ZM167 166L165 165V167H167ZM176 166H178V165H176ZM63 167H64V166H63ZM115 167H118V166H115ZM138 167H139V165H138ZM140 167H141V166H140ZM143 167H144V166H143ZM143 167H142V168H143ZM183 167H184V165L182 166V168H183ZM57 168H56V169H57ZM64 168H65V167H64ZM64 168H62V169L64 170ZM69 168H70V166H69ZM97 168H100V167L98 166ZM102 168H103V167H102ZM147 168H148V167H147ZM155 168H156V167H155ZM175 168H176V167H175ZM201 168H202V167H201ZM60 169H61V168H59V170H60ZM62 169H61V170H62ZM65 169H66V168H65ZM85 169H86V168H85ZM104 169H105V168H104ZM157 169H159V168L157 167ZM162 169H164V168H162ZM176 169H177V168H176ZM183 169H184V168H183ZM183 169H181V171H182ZM195 169H196V168H195ZM63 170H62V171H63ZM74 170H72V171H74ZM140 170H141V169H140ZM144 170H145V169H144ZM150 170H151V172H152L153 169H150ZM155 170H156V169H155ZM178 170H179V169H178ZM178 170H177L175 173H177ZM189 170H190V169H189ZM189 170H188V171H189ZM192 170H193V169H192ZM47 171H50V172H51V170H47ZM67 171H68V169H67ZM93 171H95V170H92V172H93ZM116 171H119V170L117 169ZM153 171H154V170H153ZM160 171H161V170H160ZM197 171H198V170H197ZM90 172H91V170H90ZM96 172H98V170L95 171L94 174H96ZM121 172H122V171H121ZM149 172H150V171H149ZM189 172H190V171H189ZM41 173H43V172H41ZM70 173H71V171L68 172V174H70ZM73 173H74V172H73ZM87 173H88V171H87ZM143 173H144V172H143ZM153 173H154V172H153ZM162 173H163V172H162ZM168 173H171V175H172L174 172H173V173H172V172H168ZM179 173H180V172H179ZM197 173H198V172H197ZM49 174H50V173H49ZM49 174H48V175H49ZM60 174H61V171H60V172L57 171V175H58V176H57V175H55V176L53 175V176H54V179H55L56 177L59 178V175H60ZM66 174H67V173H66ZM66 174H65V175H66ZM68 174L66 175L67 177H68ZM74 174H75V173H74ZM92 174H93V173H92ZM92 174H90V175H92ZM102 174H103V173H102ZM104 174H105V173H104ZM113 174H114V173H113ZM113 174L111 175L112 177H113ZM116 174H117V173H116ZM116 174L114 175L115 177L118 175V174H117V175H116ZM151 174H152V173H151ZM202 174H203V173H202ZM50 175L52 176V174H50ZM50 175H49V176H50ZM71 175H72V174H71ZM85 175H86V173H85ZM85 175H84V176H85ZM88 175H89V174H88ZM97 175H98V174H97ZM120 175H121V174H120ZM166 175H168V174H166ZM46 176H47V175H46ZM53 176H52V177H53ZM61 176H62V175H61ZM100 176H101V175H100ZM111 176H110V177H111ZM118 176H119V175H118ZM172 176H173V175H172ZM189 176H190V175H189ZM189 176H188V177H189ZM16 177H15V178H16ZM26 177H25V178H26ZM47 177H48V176H47ZM47 177H46V178H47ZM52 177H51V178H52ZM86 177H88V176H86ZM86 177H84V178H86ZM96 177H97V176H96ZM120 177L123 178V176H120ZM142 177H143V176H142ZM152 177H153V176H152ZM193 177H194V176H193ZM44 178H45V176H44ZM70 178H72V177H70ZM139 178H140V177H139ZM154 178H155V177H154ZM161 178H162V177H161ZM171 178H172V177H171ZM171 178H170V179L167 178V180H171ZM183 178H184V176H183ZM183 178H181V180H182ZM195 178H196V177H195ZM22 179H23V178H22ZM39 179H41V178H39ZM42 179H43V178H42ZM52 179H53V178H52ZM81 179H82V178H81ZM81 179H80V180H81ZM86 179H87V178H86ZM94 179H95V178H94ZM94 179H92V181H90V182H86V183H84L83 187H86V186H88L89 184H92V183L94 182ZM101 179H102V178H101ZM101 179H100V181H101ZM159 179H160V178H159ZM163 179H164V178H163ZM177 179H178V178H177ZM44 180H45V179H44ZM49 180H50V179H49ZM68 180H69V179H68ZM72 180H73V179H72ZM90 180H91V179H90ZM97 180H98V179H97ZM97 180H96V182L99 181V180H98V181H97ZM172 180H173V179H172ZM178 180H179V179H178ZM20 181H21V180H20ZM20 181H19V182H20ZM53 181H54V180H53ZM53 181H52V183H53ZM55 181H56V182H59V183L61 182V180H60V181H59V180L57 181V178L55 179ZM66 181H67V180H66ZM87 181H89V180L87 179ZM111 181H112V180H111ZM119 181H120V180H119ZM119 181H118V182H119ZM133 181H134V180H133ZM173 181H176V180L174 179ZM10 182H12V181H10ZM10 182L7 181L6 183H4V188H3V190L1 191L2 193H4V196H5L6 198L8 197V196H7L8 191H10V190H14V189H13L14 187H12L13 185L10 184ZM19 182H18V183H19ZM63 182H64V181H63ZM71 182H72V181H71ZM107 182H109V180H108ZM115 182H117V181H115ZM166 182H168V181H166ZM178 182H180V180H179ZM69 183H70V181H69ZM102 183L104 184L105 181H104V182H101V183H99V184L102 185ZM109 183H110V182H109ZM111 183L113 184L114 181H112ZM119 183H120V182H119ZM135 183H136V182H135ZM150 183H151V182H150ZM172 183H173V182H172ZM56 184H58V183H56ZM60 184H62V183H60ZM105 184H106V183H105ZM105 184H104V185H105ZM125 184H127V183H125ZM130 184H131V183H130ZM157 184H158V183H157ZM18 185H19V184H18ZM27 185H29V184H27ZM31 185H32V184H31ZM52 185H53V184H52ZM92 185H93V184H92ZM94 185H95V183H94ZM104 185H103V186H104ZM110 185H111V184H110ZM120 185H121V184H120ZM135 185H136V184H135ZM150 185H151V184H150ZM164 185H165V183H164ZM32 186H33V185H32ZM49 186H50V185H49ZM65 186H66V185H65ZM75 186H76V185H75ZM111 186H112V185H111ZM113 186H114V185H113ZM113 186H112V187H113ZM122 186H123V185H122ZM172 186H173V185H172ZM2 187H3V186H2ZM2 187H0V188L2 189ZM16 187H17V185H16ZM27 187H28V186H27ZM27 187H26V188H27ZM33 187H34V186H33ZM50 187H51V186H50ZM73 187H74V186H73ZM89 187H90V186H89ZM157 187H158V186H156V188H157ZM163 187H164V186H163ZM28 188H29V187H28ZM51 188H52V187H51ZM51 188H50V189H51ZM87 188H88V187H87ZM127 188H128V187H127ZM156 188H155V190H158V189H156ZM172 188H173V187H172ZM16 189H17V188H16ZM34 189H35V188H34ZM52 189H53V188H52ZM83 189H84V188H81V189L77 190L75 193H74V191H73V195H71V197H70L71 199H70V198H69V199L67 198V199H68V200L66 201V202H67V205H66V203L64 202L65 204L62 205L63 208H61V209H63L62 212H64V213H63L64 215L61 214L62 212H61L60 214H59V213H55V214L53 215L54 217L52 218L54 223H57V222H59V220L64 219V217H66L65 214L67 213L66 215H68V213H69L70 211H72V208L74 207L73 205H75V203H76V210H79V209L81 208V204H83V203H81L80 201H81V199L83 198V196H84V198L87 196L86 193H85V191H84ZM90 189L93 190L94 188H93V189L90 188ZM95 189L97 190V188H95ZM170 189H171V188H170ZM27 190L30 191V188L27 189ZM31 190H32V189H31ZM53 190H54V189H53ZM56 190H57V189H56ZM86 190H87V189H86ZM91 190H89V192H90ZM96 190H95V192H91V193H92V194H96V193H97ZM161 190H162V189H160V191H161ZM32 191H33V190H32ZM65 191H66V190H65ZM65 191H64V192H65ZM87 191H88V190H87ZM123 191H124V190H123ZM27 192H28V191H27ZM27 192H23V191H22V193H24L25 195H26ZM64 192H63V193H64ZM68 192H69V190H68ZM89 192H88V193H89ZM118 192H119V191H118ZM118 192H117V191L115 192V191H112V190H109V189H108V190H105V191H103V192H102V191H98V193L95 195V196H97V197H95V199L99 200L100 197L103 196L104 199H107V200H105L106 203L111 204L112 202L115 201L114 198H117V199H118V195H116V194H118ZM120 192H121V193H120L121 195L119 194V196H120L121 198L124 197L125 195H123L122 190H121ZM171 192H172V191H171ZM34 193H35V192H34ZM164 193H165V192H164ZM20 194H21V193L18 192V193L16 194V196H17V197H20ZM64 194H65V193H64ZM92 194H89V195H92ZM99 194H100L101 196H100ZM124 194H125V193H124ZM171 194H172V193H171ZM27 195H29V193H27ZM30 195H31V194H30ZM98 195H99V196H98ZM165 195H166V194H165ZM4 196H3V197H4ZM45 196H46V195H45ZM66 196H67V194H66ZM114 196H115V197H114ZM158 196H159V195H158ZM64 197H65V196H64ZM87 197H88L89 199L91 198V197H89V196H87ZM98 197H99V199H98ZM125 197H126V196H125ZM166 197H167V196H166ZM29 198H31V197H29ZM61 198H63V197H61ZM153 198H154V197H153ZM26 199H27V198H26ZM89 199H88V200H89ZM95 199H94V200H95ZM122 199H123V198H122ZM7 200H8V199H7ZM70 200H72V201H70ZM113 200H114V201H113ZM9 201H10V200H9ZM48 201H49V200H48ZM50 201H51V200H50ZM64 201H65V198H64ZM95 201H96V200H95ZM99 201L101 202V199H100ZM116 201H117V200H116ZM116 201H115V202H116ZM118 201H120V198L118 199ZM70 202H71L72 205H70ZM29 203H30V202H29ZM78 203H80V205H79ZM96 204H98V201H96ZM96 204H95V205H96ZM103 204H104V202H103ZM87 205H88V204H87ZM2 206H3V205H2ZM103 206H104V205H103ZM105 206H108V205H105ZM88 207H89V205H88ZM94 207H95V210H93V211H94L93 213H95V212L98 210V209L96 208V206H94ZM94 207H93L92 209H94ZM98 207H99V206H98ZM4 209H6V208H4ZM89 209H90V208H89ZM92 209H91V210H92ZM99 209H101V208L99 207ZM107 209H108V208H107ZM107 209L105 208V210H107ZM3 213H4V212H3ZM28 213H29V212H28ZM2 215H3V214H2ZM76 215H77V214H76ZM78 215H79V213H78ZM68 216H69V215H68ZM2 217H3V216H2ZM24 217H25V216H24ZM80 217H81V216H80ZM3 218H4V217H3ZM77 218H78V217H77ZM6 219H7V218H6ZM4 220H5V219H4ZM4 220H3V222H4ZM30 220H31V219H30ZM78 220H79V219H78ZM60 222H61V221H60ZM37 223H39V222H37ZM3 225H4V224H3ZM7 225H8V224H7ZM35 226H36V225H35ZM37 226H38V225H37ZM0 228H1V227H0ZM3 229H4V228H3ZM4 230H5V229H4ZM4 230H3V231H4ZM8 230H9V229H8ZM71 230L74 231V230H76V228L73 227V229H71ZM71 230H69V231H67V232H62V234H64V235L67 234V235H68V233H70ZM1 231H2V228H1ZM3 231H2V232H3ZM15 231H16V230H15ZM15 231H13V232L15 233ZM41 233H42V232H41ZM2 234H3V233H2ZM4 234H5V233H4ZM42 234H43V233H42ZM56 234H57V232H55V230L51 232V235H50V241L52 242L51 244H57V243H59L60 241L62 242V240H64V238L57 237ZM37 235H39V234H37ZM40 235H41V234H40ZM40 235H39V236H40ZM74 235L76 236V239H75V240H76V242H77V241L79 240V239H78V233H75ZM41 236H42V235H41ZM43 236H44V235H43ZM0 237H1V236H0ZM16 237H17V236H16ZM29 237H30V236H29ZM66 237H67V236H66ZM68 237H69V238H68ZM68 237H67L68 239H65V242H67V246H68V244H69V246H70L69 248H70V250H71V249H72L71 245H73V244H72V243H73V240H71V238H70L69 235H68ZM73 237H74V236H73ZM36 238H37V237H36ZM28 239H29V238H28ZM31 239H33V238H31ZM41 239H43V238H41ZM44 239H45V238H44ZM44 239H43V241H47V240H44ZM37 240H39V239H37ZM39 241H40V240H39ZM39 241H38V242H39ZM43 241H41V242H43ZM10 242H12V241H10ZM24 242H25V241H24ZM35 242H36V241H35ZM65 242H64V243H65ZM76 242H75V243H76ZM78 242H79V241H78ZM12 243H13V242H12ZM14 243H15V242H14ZM48 243H49V242H48ZM30 244H31V241H30ZM49 244H50V243H49ZM51 244H50V245H51ZM65 244H66V243H65ZM76 244H77V243H76ZM7 245H9V243H8ZM11 245H12V244H11ZM11 245H10L9 249H8V248L6 249V250H8V251H6V250L4 251V253L7 252V256H8V258H9L10 262H12V261H14V260H16V259H18V258L21 259L22 257H24V256L19 257V256L21 255V252L18 250L19 248L17 249V250H18V251H17L16 249H14L15 247L12 248ZM16 245H17V244H16ZM32 245L35 246V243H33ZM40 245H42V244H40ZM12 246H13V245H12ZM27 246H28V245H27ZM30 246H31V245H30ZM38 246H39V245H38ZM67 246H66V247H67ZM75 246H76V245H75ZM75 246H74V247H75ZM5 248H6V247H5ZM43 248H44V246H43ZM43 248H40L39 251H41ZM48 248H49V247H48ZM30 249H31V248H30ZM68 250H69V249H68ZM1 251H2V250H1ZM54 252H55V251H54ZM0 253H2V252H0ZM15 253H16V255H15ZM36 254H37V256H39L38 253H36ZM22 255H24V254H22ZM5 256H6V255H5ZM26 256H27V254H26ZM52 256H53V255H52ZM58 256H61V251L58 253ZM39 257H40V256H39ZM43 259H44V258H43ZM23 262H24V261H23ZM35 262H36V261L34 260V256H32V257H31V263H30V264H34ZM36 263H37V262H36Z\"/></svg>",
  "mask_w": 264,
  "mask_h": 264
}]
</instances>
